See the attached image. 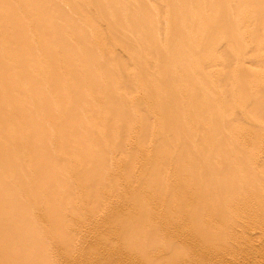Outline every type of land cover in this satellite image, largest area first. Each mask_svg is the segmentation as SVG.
Wrapping results in <instances>:
<instances>
[{
    "label": "bare ground",
    "instance_id": "bare-ground-1",
    "mask_svg": "<svg viewBox=\"0 0 264 264\" xmlns=\"http://www.w3.org/2000/svg\"><path fill=\"white\" fill-rule=\"evenodd\" d=\"M235 1H237L238 4L240 5V7L237 8V11H239L241 14H244L245 17H250L252 14H256L257 18L251 17V18H249V20L246 19V20H244V21H246V23L238 21V24L241 27L238 29L239 36H233L234 40L231 43L233 45H235V47H237L238 49L239 48L243 49L242 44L244 41L245 42L244 48H246V50L251 49L247 54V56H249L248 57L249 61L256 62V64L258 66L264 65V38H263L264 37V22H263V20H264V7L261 5H258L256 3V0H248V1L247 0H235ZM73 4H75V6H82L85 11H83V9L81 7V9L79 11L80 13L79 12L76 13V11L78 10V9L76 10V8H74L75 14H73L72 11H71L72 13L71 12L69 13L68 11H70V8H72L71 10H73V7H72V6H74ZM226 7H227L226 4H223V0H0V119L4 116H5L4 118H6V119L2 118L0 120V129H2V131L0 130V145L7 141L6 139L9 135L12 136L11 137L12 139H14V138L17 139V137L18 136L20 137V135L23 133V131L26 132L25 129H27V132L23 133L20 138L18 137L17 140H13L14 145H13L12 140H10V142L12 144V148L14 151L12 150L11 145H10L11 149L2 147V149L6 150V151L0 150L1 151V153H0V173H1L0 174L1 175L0 176V183L4 184V186L0 189L2 191V192L0 191V195L3 194V195L8 196L6 199H4V201L6 200L5 202L10 201L11 204L16 202L17 209H15L16 205L13 204L14 205L13 209H15V211H13L11 208L9 210L16 212L17 219H18L16 224L13 226V224L16 221V218H15V221L13 220L14 215H13V219H12V221L14 223H11V221H10L11 220L10 218H12V215H10V218L8 215H7L8 217L2 216L3 213H4V215H6L5 212H9L7 207H10L11 205L6 207L7 211L3 209V206H0V208L2 207V209H0L1 210L0 213H2V215L0 216V217H2V218H0V224L3 225L4 223H6L3 221H2L3 224L1 223V220H4V218H5V220H7V224H5L6 226L0 225L1 226L0 227L1 228L0 233L3 231L2 227L6 228L8 226V222H9V226H8L9 229H7L9 233L7 234L6 233L7 230L4 228V231H3L4 235L0 234V235H2L1 239L5 235L8 238V236L11 232L12 233L13 232L14 233L19 232L20 234L18 233L17 235H23L21 233H24L27 237V238L24 237L26 239V242H25V239L23 238V242L26 243L25 245H23V246L14 245L13 244L14 240H15L14 241L15 244H16V240H18V242H19L18 244H20L19 240L22 241V238L17 237V235L15 237L14 233L13 234L11 233L12 236L14 235L13 237H15V239L12 240L13 237L11 236V238H8V239H10V240H8V242L2 243L3 246L6 245V243H7V246L2 247V244H1L2 248L0 247V256L2 255L3 258L5 256L4 261H6V256H7V260H9V261H14L15 258L18 256L20 258L18 259V257H17L16 260L14 261V264H20L18 262H21L20 259H22V261H23V256H24L23 253H25L26 255H25L24 259L26 260V262L28 260L29 261L26 263L24 260L23 264H35L34 262H32L33 260L36 262V264H38L37 261L40 262V260H39L40 258H42V262L43 261L46 262L47 259H44L46 257L49 260V264H52V257H51V260L49 259L51 253L48 255H47V253H45L48 250L49 245L46 246V244H44L45 249H47V250H45L43 248V246H40V245H42L40 242V238H39L40 237L39 233L41 232V230H40V227H39V229H36V227H37V224H38V226L42 225V227H44L43 229L48 230L47 232L50 235L49 229L48 228L45 229L46 226H45V223L43 224V222H42V224H41V222H40V224H39V222L38 223L37 222H30L29 220H27V218L25 219L23 217V216H25L27 211H28V214H29V210L33 209L32 211H30L31 213L34 211V207H31L32 205L34 206V204H35V201L33 198H43V197H41V195H43V196H47V197H44L43 199H45V198L47 199L49 197L48 194H50L51 195V197H49L50 201L53 199L55 201V199H57L55 197L60 196L61 193H62L61 195H63V197H65L64 196L65 194L63 192H65L66 190L70 194H74L72 187H73V189L76 188V190H75V193H76L78 191V188H79V186H77L78 181L76 182V179L74 178V175H75L74 173H76V172H77L76 176L80 175L79 176L80 178L78 180L81 183V185L88 187V188L90 187V185L92 186V182L96 183L97 179H100V181H101L104 177L103 175L106 174V176H107V173H104V174H102V176H99V178L97 177V175H99V174L101 175V172H103L104 170H108V169L111 170L109 165H112L114 161L116 164V165L115 164L114 165L116 167L115 168L112 167L114 170L112 169L111 173L114 171L116 172L118 170V169L116 170V168H118V167L120 168V164L124 165V163H120V161L122 162V157L119 158L116 156V154L120 156L121 155L120 153L122 152V153H124L123 155H125V157H126L128 151L125 153L124 150L133 149V148H131V146H133V145H131L133 143V142H131L132 141L131 139L135 138V137L128 139V142L130 140L131 144H129L127 142L130 145V148L128 147L127 149H124V147H123L124 144L121 145V143H118V144L115 143V144H117V145H115L113 143L115 140H116V142H118V141L122 142V139H123L122 135L124 136V140H125V141L123 140V142H126L127 138H125V137H127L129 135L130 132H128L129 131L128 129L130 127L133 128L132 125L134 127L139 125L138 126L139 127V131H138L139 133L136 131L138 129V127L136 128V130H135V128H133V131L135 130L134 134H136L134 136H137V134H138L137 139L139 140V142H137L138 140L136 141L134 139L135 141L134 140L133 141H134V143L136 142L137 145L134 143L133 144L136 146L139 145L138 146L139 148L143 144L145 145V143L147 141H149L148 139H150L149 136L151 134L156 133L155 135L153 134V136H155V137H153V139L154 138L156 139V137L158 136V139H156L158 141H154L153 139L152 140L157 143V147H156V144L154 147H156V149L158 150L157 158H159V160H157V159L155 160L153 158L155 156H153L152 157L153 163H151V162H148V160H147V159H149V161H151L150 156H148L147 159L145 157H143V158H145V160H147L148 163L144 162V164H141V163H143V160H142V162L140 161L141 163H138V164H140V166L141 165L143 166L146 163L143 170H141L139 168L142 172L144 171L146 173V175L145 174L143 175V173L138 168H136L139 165L136 164V166H134L135 170L136 169L139 170L136 172L137 173L136 176H138V178H140L142 180V182H139L140 184L145 183L147 180H149L150 183H152L154 180V182L152 184H154L155 182L158 183V181H160L161 179L160 180L158 179V181H155V179L159 178V177L160 178L165 177L166 175H168V177H165L167 179H174L176 177V175L181 178L180 175H183V174H180V173H182L183 171L185 172L184 177H186V171L185 170H182V172H180L181 170L179 171V169H181L180 167L183 168L184 163H186L187 165H184L185 168H186V166L188 167V165H189V167H190L189 169H191V167L194 166L193 164H195L197 167L199 166V169H203V170L205 169L204 172L207 171L209 173L208 178L205 175L206 179L203 178V175H201L202 176L201 177L200 175L195 173L196 175L200 176L202 178V180H201V178H196L195 177L196 175L194 174V172L193 173L189 172L187 174L188 175L192 174V176L195 175L194 177L196 178V180L198 182L195 181L194 177H192V176H191L192 178L190 177V179H193V181L190 182L191 186L194 185V184H192V182L197 184V185L195 184V189H196V186L202 187V185H203L204 191H203V189L198 188L199 190L201 189V191H202L201 192L202 198H204L203 192H205V191H207V193H206L207 196L213 195V194H211V193H213L212 192L213 190L211 191V189H212V186H216V189L218 191L216 189H214L215 190L214 192L217 191V192L221 193L220 197L221 198L223 197L222 198L223 200L220 199L219 196H214V199H212L213 196H211V199H208L207 196L205 195V197L208 199V201L211 202V200H212V202H211L212 205H214L215 201L218 203V205H219L220 201H223L224 203H226L225 200H228L229 195H231V193H234L233 189H232V192L228 191V189L230 190L231 188H233L231 186L230 182L232 181L234 183V178L236 181H238L236 179V178H238V176H239L240 180L242 179V177L245 176L244 177L245 179H242L243 182H241V183H245L246 178H247L248 184H249V182L251 184L253 183L252 186H250L251 184L250 185L246 184V186L243 184L246 188L248 187L249 190L251 189L253 191V188H250V187H253V186L257 187V185L259 183L258 181H261L260 178L264 177V176L260 177V176L264 175L262 173V172H264L263 171L264 169H262L264 163H261L262 167L259 164L257 165L258 170H257V168H256V170L257 171L261 170L260 173L258 172L259 174H255L256 173L255 170L253 171L254 174H252L253 173L252 171L251 172L248 171L250 168L247 169L248 168V166H247L248 161L247 162L245 161L246 157H244L245 159L242 157L247 155V154L249 155L251 152H256V151L264 153V148H262L264 146V143H262L264 141V75L259 76L260 80H262L261 81L262 83L261 84L257 83L258 86H255L256 84H254V83L257 80L258 76L255 79L253 77H249V74L247 72L248 69L240 67L241 57H237V59L235 61H233L230 59V56L228 54L229 52H223V48L225 47L223 45V36L226 35V34H224L225 32L223 31V14L225 13L224 11H226ZM77 8H80V7H77ZM82 11L84 13H82ZM256 21H258L257 24L252 26V24ZM92 34L95 37L92 38ZM245 35L248 36V38L246 37L247 38L246 41L244 40ZM94 38H95V40H94ZM78 44H79V46H78ZM235 50H233L232 52H235ZM237 51L238 50H236V52ZM255 51L257 52V54L261 55V57L258 60L253 57V53ZM5 56H11V58L7 60V59H4ZM10 60H12V61L10 62ZM157 68L160 70L159 73H157L158 71L155 70ZM65 71H67L68 75H70V72H71L70 79L65 80L64 77L66 75L63 76ZM154 71H157V72L155 73ZM224 71H225V74H227L226 85H223V72ZM15 72H16V76L14 75ZM72 73H75L76 76L73 77ZM154 73L159 74L158 78L157 77L154 78L153 76H150V75H154ZM39 75H46V78L48 79V85H47L46 89H43L41 87L36 86L34 84L35 82H33V83L30 82L31 80H33V78H37ZM68 78H69V76H68ZM251 83H253L252 86L253 87L255 86V88L250 89V87H249L250 85L248 86V84H251ZM21 90H22V93L17 95L18 92H20ZM72 90L73 91L76 90V92L74 91V93H73ZM70 91H72V92H70ZM230 91H231L230 99L223 106V93L227 94ZM138 92H139V95L143 93V95H144L143 100H142V98H140V100L135 99V97L139 96ZM43 93H46L44 105L48 106L50 104V107L52 108L51 109L50 107H48V110L44 111V117L47 118L48 116H46V115L48 113H52V116H56L57 118H58V116H60V118H58V120L55 117V119H56L55 124H54L53 129H52V134H50L51 139H55V141H58L57 142V144L59 143L58 148H59V146H61V148H59L57 150V154L59 155V159L57 160L58 162L55 161L56 163H53V158L54 159L56 158V154H54L55 155V157H54L53 154L51 153V152H53L51 149H50L51 152H50V150H45V149H44L45 151L41 150L44 152L41 153L42 155L40 157L39 156L37 157V153L34 154L36 152L35 148H38L36 146L39 144L40 141L43 140V139H40L43 137L41 135H39V133H38V130L42 131V130H40L41 129L40 124H42V122L39 121L40 116H41L40 115L41 112H39L38 110H34V111L27 110L25 105H24L25 101H27L31 98L40 96ZM136 94H137V96H136ZM74 99L80 100V101L74 102L75 101ZM234 99L238 100L240 102L241 107H242V108H240L241 114L239 116L234 114V110L237 108ZM71 100H74V101H72L74 103L71 104V102H70ZM98 100L100 103H101V100L104 101L106 106L104 103H102V104L99 103V104L102 106L104 104L105 108L97 105ZM54 102H58V105L55 107V109H54ZM147 102H148V104L150 102V104L152 105L150 108L151 109L150 112L148 110V105L146 108H142V107L146 106L145 104ZM83 105H84V108L82 107ZM97 106H98V108L101 107L102 110L107 109L106 112L107 111L109 112V110H110V113H108V114L105 113L104 110H103V113H105V114H101V117H103V116L105 117L106 114H107V116L109 115L108 118H107V116H106V119L104 117H103V119L99 117L100 116L99 114L102 113V112H100V111H102L101 109L100 110L98 109L99 110V113H98L99 116H97V113H95V112H98ZM109 107L112 109H109ZM79 109H81V110L79 111ZM143 109L147 110L148 112L147 111L144 112ZM10 114H12L13 116L15 115V116H19V117L18 118L16 117L17 118L16 119V118H13V116H11L13 119H16L15 121L12 120L13 121L12 122V121H10V119H11ZM7 117L10 119H8ZM113 117H114V119L116 118V120H114ZM20 118L21 119L24 118V119L21 120ZM155 118L158 119V126L156 123H155L156 125H154V126H156V128L158 127L157 131L153 130V128H154L153 127V124H154L153 120H156ZM52 119H54V117H52ZM59 119H61V121L63 119L65 121V119H66L67 121L66 122L63 121L64 123H61V121ZM109 119H110V121L111 120L112 121L110 122ZM56 121H58V122L56 123ZM115 121H116V124H114ZM59 122L62 124L61 127H59L60 126ZM76 122H78V123L81 122L83 124V126L85 128H87V130L83 126L82 127L85 130H83V128H80L81 123H80V126L79 125L77 126L78 123L76 124ZM109 122L112 125H110ZM65 123L67 124L66 127L68 126L67 128L65 126L63 128V124L65 125ZM103 123L106 125H104ZM86 124H87V126H85ZM135 124H138V125H135ZM29 125L30 126L32 125L30 127L32 129H30V130H28ZM107 125H109L110 127L114 126V127H112L113 130L109 126H108V128H110L111 130L107 129V127H106ZM73 126L78 127L75 130L76 133L74 132L75 136L77 133H79V134H77V136L79 135L78 137L74 136V138H73V134H71ZM101 127H105V129H106V130H104L105 132H102L103 128L101 130ZM88 128L90 130L89 131L90 134L88 132ZM99 128L101 131H99ZM156 128H154V129H156ZM66 129H70V130H66ZM18 130L22 133H18V134L15 133ZM107 130H109V131H107ZM65 131L69 135L66 134ZM84 131H85V133L83 135L82 133ZM106 131L108 133L111 131V134H109L110 137H109V135L108 136L106 135L107 140H106V136L104 135V133L108 134V133H106ZM86 132H88V133H86ZM101 132L104 135L103 137H102V135H99V133H101ZM247 132H248V134H247ZM123 133L126 134L127 136L124 135ZM131 133H130V136H131ZM242 133L246 134L248 136L250 134L252 136L248 142L246 141L247 143L240 142L239 139L235 140L232 138H228V136L233 137L235 134H242ZM14 134H15V137H14ZM86 134L87 135L89 134L88 137L89 136L90 137L89 138L86 137L87 136ZM97 134L99 135V137ZM5 136H7V137L5 138ZM10 136L8 137L9 139H10ZM82 136L84 138L86 137L88 139L87 140H85L86 138L80 139V138H83ZM95 136L99 140H97V139H96L97 141L93 140V139H95L94 138ZM226 136H227L228 140L226 139ZM46 137H47V135H46ZM116 137H117V139H116ZM119 137H121L122 139H119ZM110 138L111 139L115 138V140H110V141H112V142H110L109 141ZM45 140L44 141L47 142V139H45ZM70 140H73L72 142L74 145L72 144V142ZM92 140L95 142H93ZM104 140L111 143V145L108 146L111 149H109L108 147H105L107 142L105 144L103 142ZM152 140L150 139V143L147 142L149 145L148 144H147V146L143 145L144 148L146 147L147 152L150 151L149 146L151 145ZM230 140H233V142ZM237 140H239V141H237ZM44 141H42V143ZM65 141L68 143H65ZM87 141L89 143H87ZM153 141H152V143H153ZM60 142H63L65 146L62 145L63 143H60ZM70 142H71V144H70ZM96 142H97V144H99V146L101 145V142H103V144H105L104 146L102 145L101 151L99 148H97L100 151L99 152L97 150V153L98 152L100 153V155L98 156V154H99L98 153L97 156L101 159H99L96 156V154H94V152L96 153V151H94L96 149ZM110 143H108V144H110ZM127 143L125 144V148L128 146ZM66 144L68 145V147H69V145H72L75 148L73 147V150L71 148L72 146H70L71 149L67 148ZM91 144L95 145L94 146L95 149L92 148V150L94 149L93 151L91 150V146H92ZM112 144L115 145L114 147H117L118 149H119L118 145H121L123 148H120V149H124V150L119 152L120 150L118 151V149L116 148V150L119 152V154H118V152H115L116 154L114 153V156L117 157L116 160H114V161L112 160L114 158V156L113 157L111 156L112 157V159H111L112 163H111L110 158H108L109 159V161H108V159L106 157L110 156L111 153H113L112 152V149H113ZM13 146H16L17 150H18V147H21V149L22 148H24V150L26 149L25 152L29 150V151H31L30 153H33V154H30L29 151L26 152L27 154H30L28 156H29V158H31V160L30 159L26 160V161H30V162H28V164L26 166H28V167L31 166L30 169H32L34 166L35 169L34 168H33L34 170L32 169L33 173H30V170L28 169V167H27V169H28L27 171H29V173L25 170L26 166L24 163H26V162H24V160H21L22 161L21 163L18 162L20 160V158L18 160L15 158V160H14L15 156L12 157V155L13 154L15 155L17 150ZM63 146L65 147V149H63L64 148ZM104 147H105V149H104ZM144 148H141V149L143 150ZM8 149L10 151V152L8 151L9 153L2 154L3 152H7ZM62 149H63V151H66V149H67L69 153L67 151H66L67 154L61 153ZM69 149H70V151H69ZM77 149L79 151H77ZM74 150L77 151L76 152L77 154H78V152L83 153V151H84V153H83L84 155L86 153L85 152L86 150H88L90 152V153L88 152L89 155L86 154L85 157L83 154L79 153L80 155H82L81 156L82 158H79V155H77V157L79 159H81L79 163H82L84 158L87 159V160L85 159L84 164H80L81 167H78L77 162L79 160L75 161L76 163L74 161H72L71 157H73V156H71V155H73V154H74V156L76 155ZM109 150L111 151V153L109 152ZM133 150H132L133 152H131V150L129 151L130 153L128 154L127 159H125V157L122 155L125 159V160L124 159L123 160L124 161L127 160L126 165H127V163L129 164L130 161H131L130 163H132L134 161L132 159H135V157L137 159V156L139 155V154H137V156H135L134 153L136 151L138 152L140 150H136V149H133ZM144 150L141 153H143ZM155 150H153V151L151 150L152 152H150V153L154 152V155H155V153H156ZM172 150H174L175 152H178V154H176L177 157L175 156V152ZM71 151H73V152H71ZM91 151L93 153H91ZM169 151H172L174 155L170 154L171 152H169ZM147 152H146V157H147ZM167 152H169V153H167ZM179 152H180V154H179ZM70 153H71V155H69ZM106 153L107 154L110 153V154L107 155ZM131 153H132V155H131ZM165 153L170 154V155H166ZM65 154H66V156H65ZM92 154H94V155L91 156ZM143 154H145V152ZM237 154H242V157H241L242 159L240 158L239 164L237 165L235 172L237 173L238 170H241L244 175L241 174L242 172H240V171H239L240 173L239 172L237 173L238 175L235 174V177L233 176L234 171L233 172L230 171V173H229L230 175L226 174L227 175L226 178H225L226 175H224V179H226V180L228 178H230L231 172L233 174L232 176L234 177V178L233 177L231 178L232 180H230V179L227 180V182L230 180V182H229L230 188L228 187L229 184H226V186L228 187V189H227V187L224 184V179H223V159H225L226 157L227 158H230L232 156L234 157ZM243 154H245V155H243ZM31 155H36V158H34L35 156L32 157ZM62 155L64 156V159H65V157H69V158H66L65 160H67V159L70 160V158H71V160H70L71 163L74 162L75 165L76 164L77 165L72 166L71 163L69 162V160L63 162L64 159H63ZM141 155L142 154H140V156ZM9 156L12 157L13 159L10 158ZM140 156H138L139 157L138 159L141 160ZM77 157L75 156V159H78ZM89 157H90V160H89L90 162H91V158L92 159H96V158L99 159V160L96 159L97 162L93 161L94 167L95 166L97 167V165L101 164L100 162L103 161V159H102L103 157H104V159H107L105 161H108L107 162L108 164L111 163L109 165H106V162L103 161L102 163L103 164L105 163L104 165L107 168H105V166L103 167V164H101L102 168L100 166H98L97 168L95 167L97 170H94L95 172L93 171L94 172L93 176L90 173V175L92 176V177L90 176L91 179H94L93 181L92 180L90 181L88 179V177L87 178L83 177L84 175L86 176L85 169L90 165V164H88V166H87L88 162H86V161H88ZM93 157H95V158H93ZM162 157H164L165 159ZM178 157H180L183 161V162L181 161L183 163V165L179 161L180 167L178 165H177L178 167H176L177 169L179 168L178 169L179 175L175 174L176 168H174L172 170L175 173L172 171L173 175L170 176L169 173H172V172H170V171L166 172V168H165L164 164L166 165L168 163V164H170L169 166L172 167V164H177ZM198 157H199V162L201 159H203L204 161L207 162V163L206 162L202 163L203 165H205V163L208 165L207 170H206L207 165L205 167L203 165H201L202 160L200 162L201 166L199 164H197V163H199L198 159H197ZM118 158L120 159V161L118 162V164L120 163L119 166H117V161L119 160ZM180 158H179V160H181ZM75 159H73V160H75ZM136 159H135V161H137ZM162 159L164 161H162ZM175 160H177V161H175ZM196 160H197V163H195ZM15 161L18 162V164L21 167L18 169V171L21 169L20 171L21 172L24 171V172H22V173L17 172L18 164ZM12 162H13V167H14L12 169L16 168V170H15L16 172L10 171L12 169H9V166H11ZM68 162H69V164H68ZM85 162H86V165H85ZM262 162H263V159H262ZM21 164L24 165V167L21 166ZM83 165H85V167H86L85 169L82 167ZM126 165H125V167L127 169L123 168V169H125V170H123L120 168V171L123 170L124 174H123V176H121V174L119 173L120 179H118V180H122L121 178L122 177L124 178V175H125L124 180L125 179H127V180L129 179L130 181L132 180L131 181V184L133 185V188L131 190V192H132L134 188H137L136 185L137 184L139 185V183L137 181H136L137 184L135 183V185H134V183H133V182H135L134 180H136L135 179L136 176H133L134 178L132 177V175H133V174H131V170H132L131 165L132 164L129 165L130 167L126 166ZM174 166H176V165H174ZM245 166H247V167H245ZM92 167L93 166L91 165V169H90V166H89L90 170L88 168H87V170L91 171ZM99 167L101 170L103 169V171H101L99 169ZM121 167H122V165H121ZM6 168L10 172H12V173L14 172L13 174L15 175V179H17L16 185H18L19 181L21 182L22 180H23L22 184L25 182V185H26L27 184L26 181L28 179L30 180V181L28 180L30 183L27 184L26 188H25V185L23 184L24 188L26 189V192L24 191L23 187H21L23 189L20 188L21 183L19 184L20 186L18 185L19 187H17V188L21 189V191L23 190V195H24V192H25V196L27 194H29L27 197L30 196V198L34 204L31 203V200H29L31 205L28 203L29 202L28 200H26L27 202H24L25 199H23L21 194H20V196L15 195V193H12L15 196L9 195L11 191L8 188V183L11 182L10 179H12V180L14 179V176H13V178L9 177L10 179H9V182L7 183L9 174L6 176V172L7 173H10V172L6 171L7 170ZM193 168H195L196 171H195V169L194 170L192 169V170L197 172L198 168H196L195 166ZM98 169L100 170V172L98 171ZM126 170L127 171L130 170V172H129L130 175L125 173V172H127ZM135 170L133 172L134 175L136 174ZM147 171L149 172V174L151 176L150 175H149V177L147 176L148 175ZM198 171L200 172V170H198ZM96 172H98L99 174L97 173L95 175ZM117 172H119V171H117ZM138 172H141L142 175L141 176L138 175ZM160 172H164V174H165V172L166 173L169 172V173L162 176V174H160ZM12 173L10 176H12ZM15 173H18V174L16 175ZM157 173H158V175H156ZM153 174L156 176L154 177ZM67 175H68V178H67ZM70 175L73 176L71 178V181H69ZM94 175L97 178L96 181H95ZM114 175H118V173L117 174L115 173ZM257 175H260V176L257 177ZM144 176H146V177H144ZM100 177H102V179ZM111 177H114V176L111 175ZM111 177L109 178V180H107L106 179L107 177H105L106 180H104V182L102 180L101 182H98V183H102V186L104 188V184L107 181L108 182L111 181L110 180V179H112ZM118 177H116V178H118ZM129 177L132 179H130ZM141 177L142 178L144 177V178L142 179ZM147 177L152 178V180L148 179ZM179 177H177V178H179ZM187 177L189 179V176H187ZM63 178L65 180L67 179V182L66 181L64 182V180H62ZM76 178H78V177H76ZM116 178H115V180H116ZM145 178H147V180ZM153 178H155V179H153ZM165 178H164V181L166 180ZM182 178H183V176H182ZM47 179H50V180H58L59 179V181L62 180L64 183H61L62 182L61 181L60 185H56L57 183L54 182L55 186H51L53 184V182H52V184L49 183V184H51L50 186L48 184L47 187H49V188H47L46 186L42 185L44 183L43 181L47 180ZM72 179L75 180L76 184L74 183V181ZM87 179H88V181H87ZM183 179H185V178H183ZM199 179L202 181V183H203L202 185L199 184V183H201V181ZM115 180H112L113 181L112 183L109 182L110 184L107 183L109 186H106V184H105V188H104L105 191L104 192H105V194L107 193V196H108V193H110L113 190V189L111 190V188H113V187H110L111 185H113V186L115 185L114 187L116 189H114L113 191H117V188L119 186H121L119 184H121L122 181L117 180L118 182H121V183H117V181H116L115 182L116 184H115L114 183ZM209 180L212 181L213 184H211V182ZM35 181L40 182V183H38V185L41 184L40 187L38 185H36ZM72 181L76 186H69L70 184L72 185V183H71ZM166 181L165 182L162 181L163 183L161 182L162 186L164 185L163 188H161L162 187V186H160L161 184H159V187H158V184L155 183V185H157V187H156L157 189H155V193L158 194V192H156V191L159 190L160 194L163 193V195L166 196V194H164V192H166L164 188L167 187V185H170V184L174 185L175 184V181H174V183H169V184H167ZM178 181H179V179H178ZM178 181H176V182H178ZM185 181L186 180H184L182 182L183 183L182 186L185 185L184 184ZM205 181L210 182V183L208 184L206 182L207 184L204 185ZM31 182H33L35 184L34 185L32 183V185H34L33 186L34 189L30 186ZM82 182H84V184ZM86 182L90 183V185L87 184ZM125 182L128 185L130 184L127 181H125ZM227 182H225V183H227ZM80 183H79V185H80ZM98 183H96V185H98V186H96V185H95L96 187L92 186V187L96 188V192L94 191L95 190L94 188L92 189L90 187V189H89V190L92 189V192L94 191L95 194L92 193L94 196H92V194L90 193V194L85 195L84 198L89 197V199H90V197L92 196L93 198H91V199L94 200L97 198V196L100 195V198L98 197L97 200L92 201V202L95 203L97 201V203H95V205L98 204L99 208H101L100 206L102 205L101 210H103V212L106 214V213H108V210L106 209L107 211L105 212L104 209L106 208V206H108V208L112 207L113 204H111V202L113 199L110 197L112 199V200L110 199V201H111L109 203V204H111L110 207H109V205L105 206L102 204L104 200L102 201L100 199H101V197H104L106 195L103 196L104 192L103 193L101 192L102 195L98 194L99 192L97 193V189H99V188L101 189V187H102L101 184H98ZM123 183H124V181H123ZM123 183H122V185L124 186L125 184H123ZM214 183H215V185H214ZM233 183H232V185H235ZM254 183L255 184L257 183V184L255 185ZM261 183H262V181H261ZM261 183H259V186ZM44 184L46 185V183H44ZM63 184H66V185H63ZM86 184L88 186H86ZM117 184L119 185L118 187H116ZM176 184L175 185L177 187L179 183H176ZM222 184H223V188L225 187L227 189V192H229V195L226 192L225 188L224 189L222 188V189L227 194H225V192L223 190H221L220 186ZM93 185H94V183H93ZM132 185H130V186L132 187ZM147 185H148V183L146 184V187L148 190H146V187H144V190H145V192L147 191L146 195L148 196L149 195L148 192H150L149 189L151 190L153 185H151L152 187L150 185L149 186H147ZM155 185H154V188H155ZM207 185H208V187L210 185L211 186H210V189L207 188V190H206L204 187L205 186L207 187ZM35 186H37V188H35ZM83 186H81V189ZM123 186H121L120 188L122 189ZM127 186L126 185L124 186L125 189L123 188V191L124 190L125 191L122 193L126 192L125 194L128 193L131 195L135 191L137 193V190H135V189H134L135 191H133L132 193H129L128 191L131 189V187L130 186L127 187ZM139 186L140 187L138 188V192H141L143 190V188H142L143 185H142V187H141V185H139ZM144 186H145V184H144ZM27 187H30L33 190H31ZM85 187H83V188H85ZM97 187H99V188H97ZM184 187H186V186H184ZM192 187L194 188V186H192ZM70 188H71V190H69ZM106 188H107V191L109 189L111 191L109 190L110 192H107ZM120 188H118V189L120 190ZM140 188L142 189L141 191H140ZM154 188H152V189L154 190ZM158 188H160L162 191L164 190V192H162ZM169 188L171 189V191H169L171 193L173 191L172 186ZM178 188H179V186H178ZM180 188L177 191L179 192V190H180V192L182 193L183 187L181 189ZM81 189H80V191H81L80 193L77 192L80 196H78V194H76V196L84 199ZM127 189H129V190H127ZM198 189H196V190L193 189V192L196 191V192H194V195L197 194L196 197H198L200 199L199 196H201V195H199L200 192L198 191ZM259 189H260V187H258V189H255V191L257 192ZM86 190H88V189H86ZM188 190L189 189L187 188V191ZM208 190H210L211 193L208 192ZM28 191H31V193H29ZM57 191L61 192V193H57ZM113 191H112V193H113ZM184 191H186V189ZM19 192H20V190H19ZM68 192H65V193L67 194ZM84 192L86 194V193H89L90 191L89 192L84 191ZM118 192H120V191H118ZM118 192H114L115 193V194L113 193L114 195H111V194L110 195L112 197H114L115 195L118 197V195L116 194ZM241 192L243 193L244 191H241ZM256 192H254V194H253L254 196L257 195V194H255ZM81 193H82V196H81ZM96 193H97V196H95ZM152 193H154V192H152ZM170 193L169 194L167 193V195L169 196V199L171 200L173 198L174 193L173 194L171 193L172 196L170 195ZM181 193L179 195H181ZM192 193L190 194L191 196L193 195ZM223 193L225 195H223ZM248 193H249V191H248ZM34 194H36L38 196L36 197V195H34ZM45 194H47V195H45ZM125 194H122V195L125 196ZM143 194H145V193L143 192ZM122 195L119 194V197H121ZM133 195H135V194L133 193ZM139 195H142V194H139ZM139 195L136 194V196L134 197V199L136 200L134 206L137 203V205L135 206L136 208L137 207H140V209L144 208L142 211L139 210L141 213L138 211L140 214H142V216H146L144 214H146V210H148V209H149L148 210L149 212H147V213H150L148 215H151V213L153 212L151 210L153 208L155 210L156 207L152 206L153 208L150 209L149 207L152 205V202H151L149 207L146 209V207H147L146 205H148L149 203L147 204V199H146V202L144 200L140 203V201L142 200L143 197L140 196V197H142V198H140ZM163 195L162 196L159 195L161 197L160 198L161 201L163 199ZM186 195H189V194H186ZM234 195H236V194H234ZM242 195L240 197H242ZM10 196L12 197V199H9V198H11ZM74 196L75 195H73V197ZM154 196L155 195L153 194L152 197H154ZM168 196H166V198H167V199L165 198L166 200H168ZM226 196H228L227 197L228 199L225 198ZM245 196L247 197L246 194H245ZM258 196H260V195H258ZM129 197L130 196L128 195L127 198H129ZM136 197H139V198H136ZM149 197H148V199H149ZM183 197L184 196H182L181 198L184 199ZM216 197H217V199L219 198V201L216 199ZM232 197L233 196L230 197V200L232 199ZM130 198H129L130 200H133V196ZM158 198H157V200H158ZM185 198H187V197H185ZM206 198H204V199H206ZM49 199L46 200V202L48 204H46V202H45L46 211L49 210L48 205H50V203H51V202L50 203L48 202ZM89 199H87L88 200L87 202L89 204L90 203L92 204L91 199H90V201H89ZM104 199H106V198H104ZM139 199H140V201H139ZM143 199H145V198H143ZM165 199H163V200H165ZM177 199H179V198H177ZM191 199H193V197H191ZM199 199L197 200L199 202V204H198L199 208L195 207L198 211L200 208H202V206H200V203H202L204 201V199H203V201H201L202 199L201 200H199ZM240 199H242V198H240ZM245 199H247V198H245ZM11 200H14V201H11ZM35 200H39V199H35ZM117 200H118V198H117ZM123 200L125 202V199H123ZM130 200L126 199V201H129V202H130ZM151 200L154 201V205H155L157 200L155 199L156 200L155 201L153 198H151ZM170 200L168 202L165 201V204L167 205V206H165V209L167 211H171L170 207L172 209H174L175 207H177L176 205H178L176 203H175L176 205H174V203ZM187 200H188V198H187ZM213 200H214V202H213ZM63 201L65 202L64 199H63ZM70 201L71 202L67 201V203L69 202L71 207H72V205H74L72 208L73 210L71 209L70 205L69 206H68V204L66 205V202L64 203V205L68 206V208L70 207L69 210H71L72 213H77V211L75 209H78L77 208L78 204L76 205V203H73L74 201L72 202V199H70ZM85 201H86V199H85ZM137 201L142 205L138 204ZM158 201H160V200H158ZM161 201L159 203L157 202L158 207L163 206V203ZM173 201H176V199ZM181 201H183V200L176 201V202L181 203ZM192 201H196V200L194 199ZM197 201L193 202V203L189 202V200H188V202H184L185 204L189 203L188 205L192 204L188 208V210H190V214H188L189 211H188V213H186V210L184 209L185 214L190 215V217H187V216L186 217L190 218V220L192 219L191 220L192 223H194V220H195V222L198 221V223H200L201 222L200 219L202 218L201 217L202 215L200 216L201 218H197V216H195L196 212L198 215L201 214V212H202L201 209H200L201 212L199 211V213H198V211L196 209H193V207H192V206H196V204H194V203H198ZM205 201H207V200H205ZM233 201L235 202L234 199H233ZM233 201H231L230 203L232 204ZM253 201H251L252 204H253ZM37 202H39V201H37ZM98 202H101V203H98ZM124 202L122 203L123 207H124L125 203L129 204V205L127 204V207L130 206L129 202H125V203ZM133 202H134V200H133ZM148 202H149V200H148ZM169 202H170V204H168ZM223 202H221V205L224 204ZM39 203L40 204H38V203L37 204H38V206L41 207L42 203L41 202H39ZM217 203H215L216 205L212 207L213 210L217 209L214 212L215 214L212 213L213 211H209V210H212L211 209L212 205L209 206L210 204H208V206H207L206 205L207 203L205 204L207 206V208L209 209L208 211L211 212L213 214V216H215L219 213V208H222V210L221 209L220 210L222 212H225V210H226L225 208H227L229 206V205L224 204L225 205V208H224V207L217 206ZM37 204L35 205V207H36L35 211L36 212H37V209L39 210V208H40V207L37 208ZM131 204L133 205L132 201H131ZM144 204H146V205H144ZM159 204H161V205L159 206ZM181 204L178 205L179 207L177 209L183 208L185 206V204H184V206L181 207L180 206ZM43 205H44V203H43ZM59 205L61 207V204H59ZM59 205H55V206L59 207ZM117 205H119V203ZM169 205H171V206L168 207ZM188 205H186V206H188ZM201 205H203V204H201ZM55 206L52 205V207H55ZM103 206H105V208H103ZM113 206H115V205H113ZM141 206H143V207L141 208ZM172 206L173 207L175 206V207L173 208ZM236 206H238V205H236ZM52 207L50 208V210L53 211V214H54V212H57L61 209V208L59 209L58 207H56L59 209V210L57 209V211H56V209H54ZM158 207L155 210L156 212L158 210ZM161 207H160V209H161ZM230 207H231V205H230ZM245 207H247V206H245ZM250 207H252V206H250ZM261 207H262V205H261ZM45 208H42V210H44ZM95 208L97 209V207L94 206V212L96 211ZM125 208H123V210ZM128 208L132 209L131 207H128ZM203 208L205 209L204 205H203ZM203 208H202V210H204ZM228 208H227V210H228ZM114 209H115V207H114ZM130 209L127 210L128 212L125 209V211L127 212V218H125V219L126 220L128 219L127 221H130L129 223L132 225H130L127 221L122 220L123 218H121L122 223H121V220L118 221V223H116V221H115V225L120 223L123 225V228L125 226L124 224H126V223H128L130 225L129 226L130 228L128 227L129 230L131 229L129 231V234H128V229H125L128 226V225H126L124 229L122 228L123 231L119 230L121 233L120 236H122V239H123V233H125L124 238L126 237L125 239L129 240V241H126V243L127 244L128 243L134 244V246H133V244L127 245L129 250L131 249V252H133V250L135 252V251H138V249H139V255H141L140 257L144 256L142 258V263H141V261L139 262V260L141 258L138 260V258L136 257V255L138 253L137 252L135 254L133 253L132 256L137 258L136 260H138L139 264L140 263L143 264L145 262H146V264L147 263L151 264L152 262H153L152 264H156V263L158 264L161 259H159V261L158 260L156 261L155 259H153L154 258L153 257L152 259L156 261V263H155V261H153L150 257H149L150 258L149 259V258H145V256H146V253L149 251V249L150 250L154 249L153 246L155 247V245L157 243L155 240L153 241V242H155V244H154L151 239H147L149 237L147 235L151 236L152 231H153L154 235H156L159 232L156 230L157 229L156 225H158L160 223L159 222L160 219H158L159 223L155 222L154 219L151 220V221L155 222V225H154V226H156L155 229H154V226L152 225V224H154V222H152L151 228H148L150 226L147 227V223L145 221H148L149 219L147 220V218H149L150 216H147V218L142 217L145 220L142 223L141 220H143V219L141 218V216L139 217L140 214L137 215L136 219L139 220L141 218L140 219V221L142 223L141 224V223H139L140 221H136V219L134 217L138 213L136 212V214L134 216H132L133 214L130 213L131 219L134 217V219L136 221L134 224L133 221L128 218L129 212H131ZM177 209L175 208L176 211H177ZM223 209H224V211H223ZM233 209H236V208L234 207ZM2 210H4L5 212H2ZM110 210H111V208H110ZM117 210H118V208H117ZM123 210L121 211V213L123 212ZM137 210H134V211H137ZM181 210L183 211V209H181ZM181 210H178V211H181ZM193 210L195 213H192ZM244 210L246 211V209L242 208V211H244ZM73 211H75V212H73ZM125 211H124V214L126 213ZM132 211H133V209H132ZM217 211H218V213H216ZM13 212H11V214ZM36 212L34 213L35 215H33V213H32V214H29L26 216H28V217L30 216V218L32 216H33V218L37 216V218H39L38 214H36ZM40 212H41V210H40ZM43 212H45V211H42L41 213L43 215L46 214L45 216H47L48 212H46V213H43ZM222 212H221V214H222ZM38 213H39V211H38ZM41 213H39V215ZM116 213H118V212L116 211ZM168 213L170 214V212H167V214ZM240 213H239V215H244L242 212H240ZM251 213H252V211H251ZM7 214H10V213H7ZM53 214L50 215V213H49L48 215L50 217H52ZM105 214H103V217ZM157 214L158 213H156L155 215H151L152 218H154L153 216L158 218ZM191 214L194 217H196L197 219L193 218V216H191ZM219 214H218V217H219ZM221 214H220L221 219L219 218V220H222V221H224L223 218L225 217V215L227 216V218H228V216H230L225 212V215L222 218L223 215H221ZM55 215L57 216V213H55L53 215V217L56 218ZM77 215H83V213H80ZM108 215L110 216V212L108 213ZM170 215L171 216H174V215L177 216L176 214L172 215V212ZM40 216H42V215H40ZM45 216H43V217L45 218ZM49 216H47L46 219H48ZM118 216L123 217L120 214ZM15 217H16V215H15ZM178 217L180 218V216H178ZM181 217L183 218L184 216L181 215ZM7 218H9L10 220H8ZM57 218H59L58 219L59 222H58ZM57 218L54 220H52L50 218L51 221L54 222L55 224L52 223V225H48L51 227L53 226L52 228H57V230L52 229L53 231H55V233L57 231L58 232L62 231V229L65 226H67L66 221H64V219H62L61 216L58 215ZM60 218H61V220H60ZM95 218L96 217H94L92 219L93 222L96 221V220H94ZM105 218H106V216H105ZM166 218L169 219V216L165 217V220H166ZM50 219H48V220H50ZM101 220H103V219H101ZM161 220H164V219L161 218ZM169 220H171V223L173 225L175 224L174 219H173V222H172V219H169ZM175 220H176V218H175ZM179 220L180 219H178V221ZM183 220L181 222H184ZM199 220H200V222H199ZM214 220H215V218H214ZM31 221H33V220H31ZM51 221H46V222H50V224H51ZM105 221H107V220H105ZM105 221H100V223H102V222L105 223ZM225 221H228V219ZM225 221H224V223H225ZM62 222L66 223V224H63ZM84 222H86V221H84ZM93 222H89V223H91V225L93 226V224H92ZM137 222H138V224H137ZM163 222L164 221H162V224H163ZM166 222L168 224L170 221H166ZM189 222L190 221L188 220V223ZM217 222H218V220H217ZM10 223L12 224V226H13L12 229L14 231L12 229H10L11 228ZM94 223H96V222H94ZM144 223L146 224V225H144L145 227L143 226L144 228L147 227L149 230H152L151 232H149V231L147 232L146 229H144V232L145 233L147 232L145 235V236H147V238H145V236H144V238L146 240H150L149 246H148V241L146 242L145 239H143V241L147 243L146 244L147 246L146 245L142 246V244L140 246H138V243L140 242L139 233H140V235H143V234L141 233L142 231L141 232L138 231L139 233L136 232V233H138V235H134V236H139V238H138L139 240L137 241V237L134 238L132 235L133 232H135V229L133 227L141 226ZM156 223H158V224H156ZM198 223H197V225L202 224V223H200V224H198ZM212 223L215 224L214 222H212ZM212 223H209L210 227L207 226L209 228L200 226L201 230L199 229V227L197 225L195 227L196 223H194L193 225H191L192 227H190L191 229L194 228L193 230L198 228L199 231L195 230L194 234L196 232H198V233H196L198 235V237L201 236V239L202 238L203 239L201 240L200 237L199 238L195 237L196 235L194 236L195 238L194 237L193 238L194 239L198 238V239H200L201 242L204 241V243L206 242L205 244L207 247L202 242L203 248H205V247L208 248V244L210 245L211 241H209L207 239L210 237L211 234L215 233V229L211 230V224ZM218 223H220V222H218ZM60 224H62V225H60ZM83 224L84 223H82V225ZM109 224L111 226L110 222L108 223V226H109ZM139 224H141V225H139ZM169 224H168V226H169ZM172 224H171V226H172ZM226 224H227V222H226ZM99 225L101 226L102 224H99ZM122 225H120V226H122ZM148 225H150V224L148 223ZM161 225H159V227L163 226L165 228L164 224L162 226ZM62 226H63V228H62ZM84 226H85V224H84ZM103 226H105V225H103ZM120 226L118 228H120ZM218 226H219V224L216 226V229L218 228ZM226 226L229 227L228 224ZM59 227H60V230H58ZM152 227H153V229H152ZM203 228L209 229V231L208 230L203 231ZM213 228H215V227L213 226L212 229ZM15 229L18 231H16ZM34 229L38 230L39 233L37 231H35ZM86 229H83L82 232H84V230L86 231ZM99 229L100 228L98 227V230ZM163 229L161 228L160 230H163ZM173 229H175V226H173ZM181 229H183V228H181ZM219 229H220L219 233H222L224 231V229L222 230L220 227H219ZM19 230H21V231H19ZM63 230H65V228ZM90 230L91 229H88L87 232H89ZM98 230H96V231L94 230V233L92 232L93 236H91L90 234L89 235L91 237H94V234L96 233V236H97ZM100 230H102V228ZM124 230H126V231L124 232ZM132 230H134V231H132ZM210 230H211V232H210ZM32 231H34V232H32ZM53 231H51L52 232L51 235L54 234ZM154 231L155 232L157 231V233H155ZM174 231L175 232H172L173 234L176 233L178 230H174ZM35 232H37L38 234ZM82 232H81V234L83 235L84 233H82ZM87 232H85V235ZM130 232H132V234ZM178 232L180 233V231H178ZM207 232H208V234H210V233L211 234L208 236V235H206ZM42 233H43V231L40 234H42ZM62 233H63V231H62ZM163 233H164V231H163ZM217 233H215V234L219 237L220 234H217ZM58 234H60V232L54 234V238H56L58 236ZM99 234H98V238L100 237ZM202 234L205 235V237L202 236ZM43 235H42V237H43ZM68 235L69 234L64 235L65 238H67L66 236H68ZM130 235L133 238H131ZM158 235H161V234L158 233ZM191 235H189V236H191ZM50 236H48V237H50ZM86 236L88 237V233ZM211 236H213V235H211ZM217 236L215 237L216 239L218 238ZM68 237L70 238V236H68ZM91 237H89V238H91ZM101 237H102V239L97 240L98 243H99V241L100 242L103 241V236H101ZM223 237L225 239V236H223ZM83 238H84V235H83ZM96 238H94V239H96ZM191 238H189V239L191 240V242H193L192 244H195ZM215 238L210 237L209 239H211L213 241V239H215ZM221 238H222V234L220 235V239H218V241H220ZM44 239H46L45 235H44ZM51 239H50V241L53 240V239L52 240ZM62 239L67 240V239H64V237H62ZM62 239L59 238V240H62ZM91 239H93V238H91ZM117 239H120V238L118 237ZM125 239L123 240L122 243L125 242ZM230 239H231V236H230ZM3 240L5 241L6 237H3ZM3 240H0V241H3ZM11 240H12V242H11L12 244L9 243V241H11ZM84 240H85V238H84ZM205 240L209 241L208 244H207V241H205ZM45 241H48V244H49L48 239ZM106 241L111 243V241H109V239L107 240V238H105V242ZM135 241L137 242V246H138V249L135 248L136 250L134 249V247L136 245ZM143 241H141V243L144 244ZM23 242H21V245L24 244ZM80 242H81V240H80ZM167 242L168 241H166V243L163 245H162V243H160V244L162 245V248L165 249V251H169V252H167L168 257H167L166 253H165L166 256H163V253H162V255H161L162 257L159 255H157V257H160L163 259H164V257L165 258L167 257V261L170 259L171 261L170 260L169 261L171 262V264H175L176 260L174 261V259H177L176 256L180 252L173 251V250H166V248L170 249V247L172 246L171 242H168V245L170 243L171 246L170 245L166 246ZM195 242H198L197 244L198 245L200 244V246H201V243H199V240H197ZM8 243L10 244L9 246H8ZM43 243H46V242H43ZM83 243L85 245L84 241H83ZM163 243H164V241H163ZM213 243H215V242H213ZM218 243L220 244V242H218ZM103 244L105 245L106 243H103ZM151 244H152V247H151ZM130 245L133 248H130L131 247ZM95 246H93V247L95 248ZM103 246L101 245V247H103ZM124 246H122L123 250H124ZM127 246H125V247L127 248ZM163 246H165L166 248ZM200 246H199V249H200ZM40 247H42V249H44V250H42V249L40 250ZM83 247H86V246H83ZM87 247H88V244H87ZM104 247L106 248L107 246H104ZM109 247L110 246H108V248H106L107 252H109V251L111 252ZM144 247L145 248L147 247L146 248L148 250L147 252H146V249ZM218 247L216 249H218ZM103 248L101 250H103ZM105 248H104V250H105ZM195 248H198V246L197 247L195 246L194 249ZM206 248L204 249V252H205ZM120 249H121V247H120ZM164 249H162V250H164ZM94 250L93 251L87 250L88 252H85L83 250L85 253L82 250H79V251L83 252V254H82L83 256L86 253L93 252V253L100 254L99 257H101L102 254L100 252H102V251L96 250L97 251L96 252ZM104 250H103V252H104ZM129 250H128V254L130 253ZM140 250H142V251H140ZM207 250H209V248ZM38 251H39V254H37ZM41 251H45V252H41ZM170 251H173V253L171 255L172 257H173V255L176 254L174 256L175 258L173 260H172V257L169 256ZM222 251H223V249H222ZM2 252H3V254H2ZM4 252H6L5 255H4ZM107 252H106V254H107ZM142 252H145L144 253L145 255ZM235 252H236V250H235ZM15 253H18L19 255L21 254L23 256L21 257V255L19 256L17 254H16L17 255L16 256ZM153 253H155V251ZM209 253L211 254V252L209 251L207 253V255ZM7 254H10V255L12 254L13 256H16V257L12 256V258H11V256L9 255L10 257H8ZM34 254H35V257L37 256L36 260L38 258L37 261L35 260V257H33ZM44 254L46 255V257L44 256ZM119 254L121 255L122 252L121 253L119 252ZM123 254H125V252ZM128 254H125V255L128 256ZM131 254L132 253H130V255ZM157 254H159L158 251H157ZM160 254H161V252H160ZM39 255H42L44 257L39 256ZM104 255H105V253H104ZM139 255H137V256L139 257ZM148 255H150V254H148ZM26 256L27 257L29 256L28 260L26 259ZM88 256H89V254H88ZM92 256H94V255H92V253H91V258L89 257L90 258L89 260L93 264L94 262L92 260L96 256L95 257H92ZM106 256L107 255L104 256V260H105ZM108 256L110 257L111 255H109V253H108ZM215 256H216V254H215ZM1 257H0V259H1L0 264H2V262H3V260H2L3 258H1ZM134 257H132V258H134ZM157 257L155 256V258H157ZM29 258H31V259H29ZM32 258H33V260H32ZM81 258H83V257H81ZM96 258L99 259L98 256ZM96 258L94 259L95 261H96ZM182 258L183 257H181V259ZM219 258H220V256H219ZM144 259H147L149 261L147 262V260H146L144 262L143 261ZM30 260H32V261H30ZM102 260H103V257H102ZM136 260H135V262H136ZM130 261L128 263L132 264ZM165 261H166V259H165ZM172 261H174V262H172ZM6 262H7V264L8 263L10 264V262H8V261H6ZM100 262H99V264L103 263V262H101V263ZM135 262H133V263H135ZM189 262H188V264H189ZM3 264H5V262ZM39 264H41V262Z\"/></svg>",
    "mask_w": 264,
    "mask_h": 264
},
{
    "label": "rangeland",
    "instance_id": "rangeland-1",
    "mask_svg": "<svg viewBox=\"0 0 264 264\" xmlns=\"http://www.w3.org/2000/svg\"><path fill=\"white\" fill-rule=\"evenodd\" d=\"M247 1H248V0H247ZM256 3H257L258 5H261V6L264 7V0H256ZM223 4H226V6H227V7H226V11H224L225 13L223 14V31L225 32L224 34H226L225 36H223V45L225 46V47L223 48V52H229L228 54H229V56H230V59L233 60V61H235V60L237 59V57H241V64H240V67L248 69L247 72H248V74H249V77H253V78L255 79L257 76L259 77V76H261V75H264V65H260V66H258V65L256 64V62H253V61L251 62V61H249V59H248L249 56H247V54H248V52H249L251 49H247V50H246V48H244V46H245V42H244V41H243V44H242V48H243V49H240V48L238 49L237 47H235V45H233V44L231 43V42L234 40L233 36H239L238 29L241 28V27L239 26L238 21H241V22L246 23V21H244V20H246V19L249 20V18H251V17H254V18L256 17V18H257L256 14H252L250 17H245L244 14H241L239 11H237V8L240 7V5H239L238 2L235 1V0H223ZM73 5H74V6H72V7H73V10H71L72 8H70V11H68V12L70 13V12L72 11L73 14H75V13H74V12H75L74 8H76V10L78 9V10L76 11V13H78V12L80 11V9H81L82 6H75V4H73ZM77 7H80V8H77ZM82 9H83V11H85L83 7H82ZM83 11H82V13H84ZM72 12H71V13H72ZM79 13H80V12H79ZM85 13H86V12H85ZM86 14H87V13H86ZM248 20H247V21H248ZM257 22H258V21L254 22V23L252 24V26H253V25H256ZM263 22H264V20H263ZM93 37H95V36H93V34H92V38H93ZM246 37L248 38V36H247V35L244 36V40H245V41L247 40ZM263 38H264V37H263ZM94 40H95V38H94ZM242 40H243V39H242ZM78 46H79V44H78ZM235 49L238 50V51L236 52ZM233 50H235V52H232ZM253 57L256 58V59L258 60V59L261 57V55L257 54V52L255 51V52L253 53ZM10 58H11V56H5V57H4V59H7V60L10 59ZM11 61H12V60H10V62H11ZM155 70L158 71V72H157V71H154L155 73H156V72L159 73V71H160L158 68L155 69ZM68 72H69V71H68ZM155 73H154V75H150V76H153L154 78H156V77L158 78L159 74H155ZM72 74H73V75H72L73 77L76 76L75 73H72ZM14 75L16 76V72L14 73ZM65 75H66V76L68 75L67 71L64 72L63 76H65ZM70 75H71V72H70ZM70 75H68L69 78H68V76H67V77L65 76V77H64L65 80H66V79H70ZM72 76H71V77H72ZM258 77H257V80H256L255 83H254V84H256L255 86H258L257 83H258V84H261V83H262V82H261L262 80H260V77H259V78H258ZM258 80H259V81H258ZM226 81H227V74H225V71H224V72H223V85H226ZM257 81H258V82H257ZM30 82H31V83L35 82L34 84H35L36 86L41 87V88H43V89H46V87H47V85H48V79L46 78V75H39L37 78H33V80H31ZM249 85H250V86H249ZM252 85H253V83L248 84V86L250 87V89H251V88H255V86L253 87ZM249 87H248V88H249ZM70 90H71V89H70ZM72 91H73V90H72ZM72 91H70V92H72ZM74 91L76 92V90H74ZM74 91H73V93H74ZM139 92H140V91H139ZM139 92H138V95H139ZM20 93H22V90H21L20 92H18L17 95H19ZM141 93H142V92H141ZM140 95H141V96H140ZM140 95L137 96V94H136L137 97H135V99H139V100H140V98H142V100H143V98H144L143 93L140 94ZM230 95H231V91L228 92L227 94H224V93H223V106H224V104H226L227 101L230 99ZM75 96H76V95H75ZM142 96H143V97H142ZM45 97H46V93H43V94L40 95V96H37V97L31 98V99L25 101L24 105H25V107H26L27 110H31V111L38 110L39 112H41V113H40L41 116H40V120H39V121L42 122V124H40V128H41L40 130H42V131H39V130H38V133H39V135H41V136L43 137V138H40V139H43L42 141H44L45 139H47V142H45L46 140L44 141L45 143H44V142L42 143V141L39 142V144H38L39 146H38V145L36 146V147H38V148H35V149H36V152H35L34 154L37 153V157H38V156L40 157V156L42 155V154H41L42 152H44L45 150H50V149H51L53 152H51V150H50V152L53 154L54 157H55L54 154H56V158H55V159L53 158V163H56L55 161H57V160L59 159V155L57 154V150H58L59 148H61V146H59V148H58V144H59V143L57 144L58 141H55V139H51V136H50V134H52V129H53V126H54V124H55V120H56L55 117H56V116H52V113H48V114L46 115V116H48V117H47V118L44 117V111H47V110H48V107H50V104H49L48 106L44 105ZM138 97H139V98H138ZM64 99H65V98H64ZM100 99H101V98H100ZM74 100H75V101H74ZM74 100H71V101H70L71 104L74 103V102H76V101H80V100H76V99H74ZM234 100H235V99H234ZM64 101H65V100H64ZM72 101H74V102H72ZM97 103H98V104H97L98 106H102V105H100V104L104 103V101L101 100V103H100L99 100H98ZM99 103H100V104H99ZM104 104H105V103H104ZM104 104H103L102 107L105 108L106 104H105V106H104ZM149 104H150V102H149ZM149 104H148V102H147V103L145 104L146 106H144V107H142V108H146L147 105H148V110H149V112H150V110H151L150 108H151L152 105H151V104L149 105ZM235 104H236L237 108L234 110V114L237 115V116H239V115L241 114L240 108H242V107H241L240 102H239L238 100H235ZM57 105H58V102H54V109H55V107H56ZM98 106H97V110H98V109H99V110H100V109L102 110V108H101V107L98 108ZM107 106H108V105H107ZM82 107L84 108V105H83ZM112 107H113V106H112ZM50 108H51V107H50ZM114 108H115V107H114ZM51 109H52V108H51ZM81 109H82V108H81ZM81 109H79V111H80ZM109 109H112V108L109 107ZM82 110H83V109H82ZM99 110H98V112H95V113H97V116L100 115L99 117L102 118V119H103L104 116L101 117V114H105V113L108 114V113H110V110H109V112H108V111L106 112L107 109H106V110L103 109L105 113H103V110H102V111H100V112H102V113H100V114L98 115ZM113 110H114V109H113ZM143 110H144V109H143ZM50 111H51V110H50ZM111 111H112V110H111ZM145 111H147V110H144V112H145ZM114 112H115V111H114ZM147 112H148V111H147ZM107 114H106V116H107ZM113 114H114V113H113ZM11 116H13V115L10 114V117H11ZM106 116L104 117L105 119H106ZM108 116H109V115H108ZM108 116H107V118H108ZM114 116H115V115H114ZM4 117H5V116H4ZM4 117H2V118H3V119H6V118H4ZM16 117L18 118L19 116H15V115L13 116V118H16ZM20 117H21V116H20ZM52 117H54V119H52ZM2 118H1V119H2ZM7 118H8V117H7ZM13 118L11 117V119H10V118H8V119H10V121H12V120L15 121V120L17 119V118H16V119H13ZM56 118H57V117H56ZM58 118H60V116H58ZM58 118H57V120H58ZM157 118H158V117H157ZM1 119H0V120H1ZM20 119H21V118H20ZM23 119H24V118H22L21 120H23ZM61 119H62V118H61ZM61 119H59V120L61 121ZM113 119H114V117H113ZM155 119H156V118H155ZM73 120H74V119H73ZM114 120H116V118H115ZM114 120H113V121H114ZM156 120H157V121H156ZM156 120H153V123H154V124H153V127H154V128H156V126H154V125L157 124V126H158V119H156ZM63 121H64V119L61 121V123H64V122H66L67 120L65 119V121H64V122H63ZM107 121H108V120H107ZM109 121H110V119H109ZM111 121H112V120H111ZM111 121H110V122H111ZM12 122H13V121H12ZM57 122H58V121H56V123H57ZM81 122H82V121H81ZM81 122H79V123L76 122V124L78 123L77 126H78V125L80 126V123H81ZM105 122H106V121H105ZM105 122H104V123H105ZM110 122H109V124L112 125ZM43 123H44V124H43ZM61 123L59 122V125H60L59 127H61V125H62ZM82 123H83V122H82ZM82 123H81V127H80V128H83V127H84ZM84 123H85V122H84ZM104 123H103V124H104ZM113 123H114V122H113ZM155 123H156V124H155ZM107 124H108V123H107ZM114 124H116V121H115ZM56 125H57V124H56ZM66 125H67L66 123H65V125L63 124V128H64V126L66 127ZM104 125H106V124H104ZM104 125H103V126H104ZM135 125H138V124H135ZM31 126H32V125H31ZM31 126H30V125L28 126V128H29L28 130L32 129V128H30ZM44 126H45V127H44ZM77 126H73V129H72V131H71L72 133L70 132L71 134H73V138H74V136H75L74 134L76 133L75 130L78 128ZM82 126H83V127H82ZM85 126H87V124H86ZM108 126H109V125L106 126L107 129H110V128L114 127V126H112V127L109 126L110 128H108ZM138 126H139V125H138ZM138 126L134 127V126L132 125V127L135 128V130H136V128H137ZM67 127H68V126H67ZM67 127H66V128H67ZM84 128H85V127H84ZM84 128H83V130H85V129L87 130V128H85V129H84ZM102 128H103V130H102ZM133 128L130 127V128L128 129V130H129L128 132H130V133L132 132V133H131V136H130V133H129L128 136H127L126 134L123 133L124 135L127 136V137H125V138H127L126 142H123V140H124V136H123V135H122L123 139H122L121 137H119V139H122V142H121V141L119 142L118 140H117L118 142H116L115 138H114V139H111V138H110L109 141H110V140H115L113 144H115V143H117V144H118V143H121V145L124 144V146H123L124 149H127L128 147L130 148V145H129V144H131V142L134 143L135 140H136V141L138 140V139H137L138 134H137V136H134V135H136V134H134V133H135V130L133 131ZM154 128H153L154 131H155V130H156V131L158 130V129H157L158 127H157L156 129H154ZM131 129H132V130H131ZM0 130L2 131V129H0ZM66 130H70V129H66ZM94 130H95V129H94ZM101 130H102V132H105L104 130H106V129H105V127H101ZM101 130H100V128H99V131H101ZM110 130H111V129H110ZM112 130H113V128H112ZM18 131H19V130H18ZM18 131L15 132V133H17V134H18V133H22V132H20V131L18 132ZM25 131L27 132V129H25ZM89 131H90V130H89V128H88V132H89ZM99 131H98V132H99ZM107 131H109V130H107ZM107 131H106V133H108ZM136 131H137V132L139 131V127H138V129H137ZM26 132L23 131V133H26ZM65 132H66V131H65ZM74 132H75V133H74ZM88 132H86V133H88ZM96 132H97V131H96ZM102 132H101V133H102ZM125 132H126V131H125ZM23 133H22V134H23ZM84 133H85V131H84L82 134L84 135ZM101 133H99V135H102V137H103L104 135H105V136H106V135L108 136L109 134H111V131H110L108 134H105V133H104V135H103V133H102V134H101ZM126 133H127V132H126ZM138 133H139V132H138ZM152 133H153V132H152ZM22 134H21V135H22ZM66 134H68V133L66 132ZM77 134H79V133H77ZM77 134H76L75 137H78V136H79V135L77 136ZM82 134H81V135H82ZM89 134H90V132H89ZM89 134H88V135H89ZM95 134H96V133H95ZM132 134H133V135H132ZM153 134H154V133H153ZM153 134H151L152 136H151V135L149 136L151 140L153 139V137H155V136H153ZM155 134H156V133H155ZM155 134H154V135H155ZM247 134H248V132H247ZM21 135H20V137H21ZM46 135H47V137H46ZM68 135H69V134H68ZM86 135H87V134H86ZM86 135H85V136H86ZM88 135H87L86 137H88ZM97 135H98V134H97ZM97 135H96V136H97ZM99 135H98V137H99ZM9 136H10V135H9ZM9 136H8V137H9ZM17 136H18V135H17ZM17 136H16V137H17ZM96 136L94 137L95 139H93L92 137H91V138H92L93 140H96V139H97ZM107 136H106V140H107ZM159 136H160V135H159ZM6 137H7V136H5V138H6ZM8 137H7V139H6L7 141L4 142V143H2V144H1L2 146L0 145V147H1L0 150H3L2 147H3V148H10V145H11V148H12V144H11L10 140H12V142H13V140H17L19 136L17 137V139L14 138V137H15V134H14V137H13L14 139L11 138L12 136H10V139H9ZM20 137H19V138H20ZM80 137H81V136H80ZM82 137H83V136H82ZM86 137H85V138H86ZM89 137H90V136H89ZM89 137H88V138H89ZM109 137H110V135H109ZM132 137H135V138H132ZM149 137H148V138H149ZM251 137H252V136H251L250 134H249V136H248V135L243 134V133H242V134H235L233 137H232V136H228V138H232V139H235V140H236V139H239L240 142H245V143H247V142L251 139ZM85 138L83 137V138H80V139H85ZM88 138H86L85 140H87ZM129 138H132V139H131V140H132L131 142H130V140H129V142H128V139H129ZM103 139H104V138H103ZM116 139H117V137H116ZM134 139H135V140H134ZM150 139H148V140H149V141H147L148 143H150ZM156 139H158V136L156 137ZM156 139L154 138L153 140H154V141H158V140H156ZM226 139H227V136H226ZM73 140H74V139H73ZM73 140H70V141L72 142ZM90 140H91V139H90ZM90 140H89V141H90ZM93 140H92V141H93ZM97 140H99V139H97ZM97 140H96V141H97ZM101 140H102V139H101ZM133 140H134V141H133ZM153 140H152V141H153ZM227 140H228V139H227ZM239 140H237V141H239ZM66 141H67V140H66ZM66 141H65V143H68V142H66ZM124 141H125V140H124ZM152 141H151V145H152V146H151V145H150L151 147L149 146L150 151H148V152H147L146 147L144 148V146H147V144H148L147 142L145 143V145L143 144L144 146H143V145L140 146V148L138 147L139 145L136 146V145H137L136 142L134 143V144H136V145H134L133 143L131 144V145H133V146H131V148H133V149H136V150H140L141 148H144V149H145V150L143 149L144 152H145V154H143L144 152L141 153V152L143 151L142 149H141L142 151L140 150V151H138V152L136 151V152H137V153L135 152L136 154L134 153L135 156H137V154H139L138 156H140V154L143 155V156L141 155L142 157L140 156L141 160L138 159V158H139L138 156H137V159H136V157H135V159H136L137 161H135V159H132V160L135 161V162L133 161L135 164H134L133 162L130 163V162H131V161H130L129 164L127 163V165H126L127 160L124 161L125 159H127V156H128V154L130 153L129 151L131 150V152H133L134 150H133V149H130V150H129V149H128V150L120 149V148H123L121 145H118V146H119V149H118L117 147H114V146L117 145V144H115V145L112 144V145H113V149L115 148L114 150L112 149V152H113V153H111V151L109 150V152L111 153V155L108 156V157H106L107 155L110 154V153L107 154V153H108V152H107V153H106L107 155H106L105 157H106L107 159L110 158V162H111V159H112V157L114 156V153H115V152H118L119 150H120L119 152H121L122 150H124L125 153H126V152L128 151L126 157H125V155H123L124 153H122V152L120 153V154H121L120 156L117 155V154L115 153L117 157H119V158L122 157V162H121L120 159L118 158L119 160L117 161V166H119L120 163H124V165H123V164H120V168L123 169V168H126L125 165H126V166H129L130 164H132L133 166L131 165V169H132V170H131V174H133L132 177H133V176H136V175H137L136 172L139 171L140 169L143 170V169H144V166L146 165V163H145V165H143V166L141 165V166H142V167H141L140 164H138V163H141L142 160H143V163H141V164H144V162H147V160H148V162L153 163V158H154L155 160H156V159L159 160V158H157V154H158V150L156 149V147H157V143L154 142V141H153V143H152ZM230 141L233 142V140H230ZM246 141H247V142H246ZM71 142H70V144H71ZM93 142H95V141H93ZM103 142L106 144L107 141L104 140ZM103 142H101V145H100V146H99V144H97V142H96V149L94 148L95 145L91 144V145L93 146V147L91 146V150H92V148L95 149V150H94V149H93V150L96 151V153L94 152V154H96V156H97V154L102 150V145H103V146L105 145V144H103ZM110 142H112V141H110ZM110 142H107V144H106L107 146L105 145V147L110 146V145H111ZM127 142H128L129 144H128ZM137 142H139V140H138ZM60 143H63V142H60ZM87 143H89V142L87 141ZM108 143H110V144H108ZM126 143H127L128 146L126 145L127 147L125 148V144H126ZM245 143H244V144H245ZM262 143H264V141H263ZM72 144H73V142H72ZM155 144H156V147H154ZM13 145H14V142H13ZM62 145H64V143H63ZM66 145H67V144H66ZM73 145H74V144H73ZM148 145H149V144H148ZM64 146H65V145H64ZM64 146H63V147H64ZM70 146H72V145H69V147H68V145H67V148H70ZM13 147L16 148V146H13ZM48 147H49V148H48ZM73 147H74V146L71 147L72 150H73ZM105 147H104V149H105ZM135 147H136V148H135ZM11 148H10V149H11ZM15 148H14V149H15ZM19 148H20V149H19ZM47 148H48V149H47ZM71 148H70V149H71ZM74 148H75V147H74ZM97 148H99L100 151H99ZM108 148L111 149L110 147H108ZM116 148L118 149V151L116 150ZM137 148H138V149H137ZM147 148H148V147H147ZM154 148H155L157 151H156ZM262 148H264V146H263ZM44 149H45V150H44ZM63 149H65V147H64ZM63 149H62V151H63ZM70 149H69V151H70ZM104 149H103V150H104ZM106 149H107V148H106ZM149 149H148V150H149ZM12 150H13V148H12ZM12 150H11V151H12ZM16 150H17V148H16ZM18 150H19V151H18ZM18 150H17L18 152L16 151V154H15V155L13 154L12 157L15 156V157H14V160H15V158H16L17 160L20 158V160L18 161V162H20V163L22 162L21 160H24V162H26V163H24V162H23V163H24L25 166H26V165L28 164V162H30V161H26V160H27V159H30V160H31V158H29L28 155L33 154V153H30L31 151L28 150L30 154H27L26 152H28V151L25 152L26 149H25V150H24V148L21 149V147H18ZM41 150H44V151H41ZM75 150H76V149H75ZM75 150H74V152H75V154H76L75 156L77 157V155H79V158H82V157H81L82 155H80L79 153L83 154L84 151H83V153H82V152H78V154H77L76 152L79 151V150H78V149H77V151H75ZM93 150H92V151H93ZM97 150L99 151L98 153H97ZM115 150H116V151H115ZM132 150H133V151H132ZM151 150H152V151L155 150V152H156L155 155H154V152H153V153H150V152H152ZM3 151H6V150H3ZM3 151H2V152H3ZM8 151H9V149L7 150V152H3L2 154H4V153L7 154V153L10 152V151H9V152H8ZM13 151H14V150H13ZM59 151H60V150H59ZM59 151H58V152H59ZM62 151H61V153H66V151L68 152L67 149H66V151H63V152H62ZM92 151H91V153H93ZM107 151H108V150H107ZM124 151H123V152H124ZM172 151H174V150H172ZM172 151H169V152H171L170 154H173ZM23 152H24V153H23ZM71 152H73V151H71ZM85 152H86L85 155L83 154L84 157L86 156V154L89 155V153H90L88 150H86ZM88 152H89V153H88ZM119 152H118V154H119ZM146 152H147V157H146ZM165 152H166V151H165ZM169 152H167V153H169ZM174 152H175V151H174ZM0 153H1V151H0ZM11 153H12V152H11ZM11 153H10V154H11ZM68 153H69V152H68ZM261 153H262V154H261ZM66 154H67V153H66ZM66 154H65V156H66ZM94 154H92L91 156H93ZM112 154H113V155H112ZM149 154H150V155H149ZM165 154H166V153H165ZM170 154H166V155H170ZM176 154H178V152H175V156L177 157ZM179 154H180V152H179ZM69 155H71V153H70ZM88 155H87V156H88ZM99 155H100V153L98 154V156H99ZM122 155L125 157V159H124V157H123ZM131 155H132V153H131ZM173 155H174V154H173ZM243 155H245V154H243ZM6 156H7V155H6ZM31 156H32V157L35 156L34 158H36V155H31ZM62 156H63V155H62ZM71 156L74 157V158L71 157V158H72V161L75 162V161L79 160V161L77 162V163H78V167H81L80 164H84V161H85V159H86V158H84V160L82 159L83 162H82V163H79L81 159H79L78 157H77L78 159H75L74 154L71 155ZM98 156H97V157H98ZM103 156H104V155H103ZM111 156H112V157H111ZM148 156L151 157V158L149 157V158L151 159V161H149V159H147ZM153 156H155V157H153ZM231 156H232V155H231ZM9 157H10V156H9ZM9 157H8V158H9ZM12 157H10V158H12ZM117 157L114 156V158H113L112 160H113V161L116 160ZM143 157H145L147 160H145V158H143ZM152 157H153V158H152ZM241 157H242V154H237L236 156H234V157L232 156V157H230V158H227V157L225 158V157H224L225 159H223V179H224V175L229 174L230 171H232V172L234 171V172H235L236 167H237V165L239 164V160H240ZM244 157H246V159H245ZM263 157H264V153H263V152L256 151V152H251L249 155L247 154V155L243 156L242 158H244L246 162L248 161V162H247V164H248V165H247V166H248L247 169H249V168L251 169V170L249 169L248 171H250V172L252 171V172H253V171L255 170V172H256L255 174H259L261 170L257 171V170H258L257 165L259 164V165L262 167L261 163H264V158H263ZM66 158H69V157H65V159H66ZM71 158H70V160H71ZM93 158H95V157H93ZM98 158H99V157H98ZM98 158H96V159H98ZM162 158H164V157H162ZM179 158H180V157H178V159H177V160H178L177 164H172V167L169 166L170 164H168V163H167L166 165L164 164V166H165V168H166V172H167V171L172 172V171H173L172 169H174V168H176V167L179 166V161H180V162L182 161V159L180 158L181 160H179ZM242 158H241V159H242ZM261 158L263 159V162H262V159H261ZM12 159H13V158H12ZM63 159H64V156H63ZM63 159H62V160H63ZM65 159L63 160V162L69 160V159H67V160H65ZM73 159H75V160H73ZM96 159H92V158H91V162H90V161H89V160H90V157H89V158H88V161H86V162H88V163H87V166H88V164H90V165H89V166H90V169H91V165L93 166L91 171H89V170H90V169H89V166L87 167L89 170H87V168L85 167L86 162H85V165L82 166L84 169L86 168V169H85L86 176L84 175L83 177H86V178L88 177V179H89L90 181H91V180H92V181L94 180V179H91V177L93 176V174H94V172H95L94 170H97L96 168H97L98 166L101 167V166H102L101 164H103L102 162L105 161V160H107V159H104V157H103V158H102L103 161L100 162V163H101L100 165H97V164L95 163V164L97 165V167L95 166V167H96V168H95V167H94V163H93V161H94V162H97ZM99 159H101V158H99ZM99 159H98V160H99ZM123 159H124V160H123ZM164 159H165V158H164ZM197 159H198V162H199V157H198ZM248 159H249V160H248ZM14 160H13V161H14ZM32 160H33V159H32ZM62 160H61V161H62ZM70 160H69V162L71 163ZM86 160H87V159H86ZM95 160H96V161H95ZM144 160H145V161H144ZM177 160H175V161H177ZM201 160H202V162H201ZM201 160H200L201 165H203L202 163H203V162H206V161H204L203 159H201ZM108 161H109V159H108ZM108 161H105V162H106V165H109V164L112 163V162H111V163L108 164V163H107ZM119 161H120V163L118 164ZM140 161H141V162H140ZM162 161H164V160L162 159ZM259 161H260V162H259ZM15 162H16V161H15ZM18 162H16V163L18 164ZM57 162H58V161H57ZM69 162H68V164H69ZM74 162L71 163L72 166L75 165L76 162H75V163H74ZM89 162H90V163H89ZM148 162H147V163H148ZM154 162H155V161H154ZM182 162H183V161H182ZM182 162H181V163H182ZM200 162L197 163V160H196L195 163H197V164L200 165ZM16 163H15V164H16ZM73 163H74V164H73ZM98 163H99V162H98ZM173 163H174V162H173ZM206 163H207V162H206ZM206 163H205V165H203L204 167L207 165ZM17 164H16V165H17ZM30 164H31V163H30ZM104 164H105V163H104ZM104 164H103V167L105 166ZM114 164H115V161L113 162L112 165H109L110 168H111V170L108 169V170H104V171H103V169L101 170L100 167H99V169H100L101 171H103V172H101V175H100L98 172H96L95 175L98 173L99 175H97V177L99 178V176H102V174L107 173V176H106V174L103 175V176H104L103 179H102V177H100V178L103 180V182H104V180H106V179L109 180V178L111 177V175L114 176L115 178L119 176L118 178H116V180H115L114 177H111L112 179H110L111 181H109V182L112 183V182H113L112 180H115V181H114V183H115L118 179H120V174H121V176H123V174H124L123 170H125V169H123L122 171H120V168H119V167L116 168V170L118 169L117 171H119V172H117V171L115 172V171H114L116 174L118 173V175H114V174H115L114 172H112L113 174L111 173V171H112V169H113L112 167H114V168L116 167V166H115L116 164H115V165H114ZM136 164L139 165V166L136 167V168H138V169L140 168L139 170H137V169L135 170V169H134V168H135L134 166H136ZM32 165H33V164H32ZM76 165H77V164H76ZM76 165H75V166H76ZM113 165H114V166H113ZM121 165H122V167H121ZM174 165H176V166H174ZM177 165H178V166H177ZM182 165H183V163H182ZM184 165H187V164L184 163ZM184 165H183V168L179 166L181 169H179V168H178V169H179V171L181 170L180 172H182V170H185V171H186V177H184V176H185V175H184L185 172L183 171L182 173H180V174H183V175H180L181 178H180L179 176H177V175H176L175 178L173 177L174 179H167V178H165V177H168V175H166L165 177H162V178H160V177H159V178H156L157 180H156L155 178H153V179H155V181H158V179H159V180H160V179H161V180L163 179L162 181L165 182V181L167 180V181H166L167 184H169V183H174V181H175V184H176V183H179V184H178L179 188H180V187H181V188L183 187V188H182V193H183V194H182V193L180 192V190H179V192L177 191V190L179 189L178 186L176 187L177 184H176V185H175V184H174V185H173V184H170V185L172 186V190H173L171 193H172V194L174 193L173 198H172L171 200L169 199V196L167 195V193L169 194V193H170L169 191H171V189L169 188V187H171V186L166 184L167 187H165L164 189H165L166 192L168 191L167 193L164 192V190L162 191L160 188H158V189H160L162 192H164V194H166V196H168V200H166V199H167L166 196L163 195V193L160 194V193H159V190L156 191V192H158V194L155 193V189H157V188H156L157 185H155V183L158 184V187H159V184H161L162 181L160 180L161 182L158 181V183L155 182L154 184H152V183L154 182V180H153V182L151 181L152 183H150L149 180H147V178H148L149 175H150L148 171H147V172H148V173H147V174H148V175H147L148 177L145 178V179L147 180L146 182L148 183L147 186H149V185H150V186L153 185V187H152V186H151V187L154 188V185H155L154 190H153L152 188H151V190L149 189L150 192H148V194H149L148 196L146 195V194H147V191L145 192V190H144V187H146V184H147L145 181H144L145 183H141V184H140L139 182H142V180H141L140 178H138V176L135 177L136 180H134L135 182H133L134 185H135V183L137 184V182H138L139 185H141V187H142V185H143V187H142L143 190L140 188V191L142 190V191H141L142 193H141V192H138V188H139L140 186L137 184V185H136L137 188H134L135 190H137V193H136V191L133 189V191H135V192L132 191V192L135 194V195H133V193L131 192V190H132V188H133V185L131 184V181H132V180H131V181H130L129 179H128V180H127V179L124 180V178H125V175H124V178L122 177V178H121L122 180H118V181H122V183H123V181H124L123 184H125L126 186H127L128 184H127L125 181H127L128 183H130L128 186L132 185V187L130 186L131 189H130V190L127 189V190H129L128 192H129V193H132V195H131V194H128V193L125 194L126 192H125V193H122V192L125 191V190L123 191V188H124L125 185L123 186L121 182H118V181H117V183H121V184H119V185L123 186L122 189L120 188L121 186H119L118 184H117L116 187L119 186L118 188H120V190L117 188V191H113L114 189H116V188L114 187L115 185H114V186L111 185L110 187H113V188H111V190L113 189V190H112L113 193H114V192H118V191H120V192L116 193V194L118 195V197H117L116 195H115L116 197H115V196L112 197L111 195H114L115 193L113 194L112 191H111L110 189H109V190H110L111 192H110L109 190L107 191V188H106V191H107V192H110V193H108V196L111 194V195L108 197V196H107V193L105 194V192H104V191H105L104 188H105V184H106V186H109V185L107 184V183H109V182H108V181H107V182L105 181L106 183H105V184L103 183V184H104V188H103L102 183H98V182H101L102 180L100 181V179H97L96 176L94 175V176H95V177H94V178H95V181H96V179H97V182H96V183L101 184V186H102V187L100 186L101 189H100L99 187H97V188H99V189H97V193L99 192L98 194H101V195H102V193L104 192L103 196L106 195V196H104V197H101V199H100V200H102V201L104 200L102 204L105 205V206H106V205H109V207L111 206V204L115 205V206L112 205L113 208L110 207L112 211L110 210V208H108V206H106V208H105V206H103V208H105V209H104L105 212H106L107 210H108V213L110 212V216L108 215V213L105 214V213L103 212V210H101V208H102V205H101V204H100V205H101V206H100L101 208H99V205H98V204L95 205V203H97V201H96L95 203L92 202V201L97 200L98 197L100 198V195L97 196V193H96L95 196H97V198L94 199V200L91 199V198H93L92 196H94L92 193H94V191L96 192V188H95V187L98 186V185H96L95 182H92V186H95V185H96L95 187H92V186L90 185V183H91L90 181H89L90 183L86 182L87 184L90 185V187H91L92 189H93V188L95 189V190L92 192V189L89 190L90 187L88 188V187H85V186L81 185V183H80L79 180H78V179L80 178V177H79L80 175H79V176H78V175L76 176L77 172L74 173V174H75V175H74V178L76 179V182L78 181L77 186H79V188L77 187V188H78V191H77V192H79V193L81 192V191H80L81 186L85 187V188L82 187V189H81V190H82V193H83V198H84L85 195L91 193L92 196L90 197V199H91L92 204H91V203L89 204V203L87 202V201H88L87 199H89V197H88V198H84V199H82L81 197H77L76 194H78V193H77V192L75 193L76 188L73 189V187H72V190H73L74 194H70V193L66 190L65 192H68L67 194H66L65 192H63V193L65 194V195H64L65 197H63V195H61V194H62L61 192H58V191H57V193H61V194H60V196H56V195L54 194V195L56 196L55 198H57V199H55V201H54V199L50 201L49 197H51V195L48 194L49 197H48L47 199H46V198H45V199H46V200L49 199L48 202H49V203L51 202L50 205H48V206H49V207H48L49 210H50V208L52 207V205L55 206V205H59V204H61V207H60V205H59V207H58V206H55V207H52V208L56 209V211H57L58 208H59V209L61 208L60 210L58 209L59 211L54 212V214L57 213V216H58V215L61 216V218L64 219V221H66V223H67V226L64 227L65 230H63L64 228H63V226H62V228H63V229H62L63 233H62V231H59L60 234H58L57 237L55 236L56 238H54V234L59 233V232L57 231V232L55 233V231H53L52 229L57 230V228H52L53 226L51 227V226H48V225H52V223H54V222H52L51 219L54 220V219L57 218V216L55 215L56 218L53 217L54 214H53V211H52V210H50V211L47 210V211H46V208H45V206H46V205H45L46 200L43 199V198H44V197H47V196H43V195H41V197H43V198H33L34 201H35V204L32 202L30 196L27 197L29 194H27V195L25 196V192H26V189H25V188H26L27 184L30 183V182H29V181H30L29 179H28L29 181H28V180L26 181V183H27L26 185H25V182L23 183V184L25 185V188H24V185L22 184V181H23V180H22L21 182L19 181V183H18V185L21 183V186L19 185L20 188H21V187L24 188V191H25V192H24V195H23V190L21 191V189H23V188L18 189L17 187H19V186L16 185V184H17V179H15V175L13 174L14 172H16V171H15L16 168H15V169H12V168H14V167H13V162H12V164H11L12 167L9 166V169H12V170H10V171H14V172L12 173V172H10V171L6 168V169H7L6 171L10 172V173H7V172H6V176L9 174L7 183L9 182V179H10L9 177H12V178H13V176H14V179H15V180H14V179H13V180L10 179L11 182L8 183V188H9V190L11 191L9 195H13L12 193H15V195L20 196V194H21V196L23 197V199H25L24 202H27L26 200H28V201L31 200V203L34 204V206H33V205L31 206V207H34V211L36 210V209H35V208H36L35 205H36L37 203L40 204L39 202L42 203V204H41V207L38 206V204H37V208H39V207H40V208H39V210L37 209V212L35 211L36 214H38V217H39V218H37V216H36V217H34V218H35V219H34L33 216H32V217H31L32 219H31L30 216H29V217L26 216V215L32 214L34 211H33L32 213H31L30 211H32L33 209H32V210H29V214H28V211H27V213H26L25 216H23V217H24L25 219L27 218V220H29L30 222H37V223L39 222V224H40V222H41V224H42V222H43V224L45 223V226H46L45 229H46V228L49 229V231H50V235H51V233H52L51 231L54 232V234L50 236V235L48 234V232H47L48 230H44V229H43L44 227H42V225H39V226H38V224H37V227H38V228L35 226L36 229H39V227H40V230H41V232L43 231V233L40 234L41 232L39 233L38 230H35V229H34V230L37 231V232L39 233V235H40L39 238H40V242H41V244H42V245H40V246H43V248L45 249V245H44V244H46V246L49 245L48 250L45 249V250H47L48 252H47V251H46V252H45V251H41V252H45V253H47V255L51 253L49 259L51 260V257H52V264H53V263H54V264H92V262L89 260V259L91 258V253H92V255H94V256H92V257H95V256L97 257V256H98V258H99V259H97V258L95 257V258H96V261L94 260L95 258H94V259L92 258L93 260H92V259H91V260L94 262L93 264H95V263H96V264H97V263L99 264V262L102 260V257H103V260L101 261V262H103L102 264H107V263H108V264H129L128 262H129L131 259H132V260H131L130 262H131L132 264H139V263H138V260L141 258V259L139 260V262L141 261V263H142V258H143L144 256L140 257L141 255H139V249H138V246H140L141 244H142V246H143V245L145 246V245L147 244V243H146L147 241H148V246H149V241H150V240H146V239H145V238H147V236H149L147 239H151L152 242L155 240L157 243H156L155 247L153 246V248H154L153 250H150V249H149V251H148V250L146 249L147 247H146V248L144 247V248L146 249V252L148 251V252L146 253V256H147V257L145 256V258H149V257H150V258L152 259V258L154 257L153 259H155L156 261H157V260L159 261V259H161V260L163 259V258L157 257V255L161 256L162 253H163V256H166V254H167V257H168V253H167V252H169V251H165V249L162 248V245L165 244L166 241H168V242H171V243H172V246L170 245V243H169V245L171 246L170 249H167L165 246H163V247L166 248V250H173V251H178V252H180V253L177 252V253H178V255L176 256L177 259H174V258H175L174 256H175L176 254L173 255V257L171 256L172 253H173V251H170L171 254L169 253V256L172 257V260H173V259H174V261L176 260L175 264H188L189 261H190L189 264H264V235H263V234H264V229H263V228H264V183H263V182H264V177H263L264 175H262V174H261L262 176L257 175V177H258V176L263 177V178H260L261 181H262V183H261V181H258L259 183H261L260 186H259V183L257 182V183H258L257 187H255V186L250 187V186L253 185V183L251 184V183L249 182V184H248V183H247V178H246V180H245V181H246L245 183H241V182H243L242 179H245V178H244L245 176L242 177V179H241L242 181L240 180L239 176H238V178H236L238 181L235 180V178H234V177H235V174L238 175L237 173H238L239 171L242 172L241 170H238L237 173H236V172H235V173L233 172L234 175H233L232 172H231V176H230V178H228V179L232 180L231 178L234 176V177H233V178H234V183H233L232 181L230 182V180L227 182L228 179H227V180L224 179V184H225V186H226V184H229L228 187L230 188V183H231V186L233 187V188L230 189V190H231V191H230V190L228 189V187L226 186L227 189H228V191H229V192H232V189H233V192H234V193H231V195H229V192H227V189L224 187L225 190H226V192H227L228 195H229V199L227 198L228 196H226L225 198L228 199L229 201H228V200H225L226 203H224L223 201H220L219 205H218V203L215 201V203H217V206H220V207H224V208H225V205H229L228 207H229L230 209H229L227 206H226V207L228 208V210H227V208H225V209H226L225 212H226L227 214L230 212V213L228 214V215H230V216H228V218H227V216L225 215V212H222V211H221L222 208H219V213L221 214V212H222L221 215H223L222 218H223L224 215H225V217H224L225 219L223 218V220L225 221V220L228 219V221H225V223H224V221L219 220V218H220L221 216H220V214L218 213V211H217L216 213L219 214V217H218V214L215 215L218 219H217L215 216H213L212 213H214L217 209H216V210H213L212 207L215 206L216 204L214 203V205H212V204H211L212 200H211V202L208 201V199H211V196H213L212 199H214V196H219V197L221 196V193L217 192L218 190L216 189V186H212L211 191L213 190V191H212L213 193H211V191L208 190V192H210V193L213 194V195H211V196H207V195H206L207 191H205V192H203V194H204L203 197L206 198V197H205V195H206L208 199H207V198H206V199L202 198V193H201L202 191H201V189H203V185H202L203 183H202V181H201V180H202V178H201L202 176H201V175H203V178L206 179V177L208 178L209 173H208L207 171H206L207 173L204 172L205 169H204V170H203V169H199V166L197 167L195 164H193V165H194L196 168H198V170H200V172H199L198 170H197V172H195L196 169L193 168L194 166L191 167V169H189V168H190L189 165H188V167L186 166V168H185ZM201 165H200V166H201ZM14 166H15V165H14ZM21 166L24 167V165H22V164H21ZM109 166H108V167H109ZM203 166H202V167H203ZM247 166H245V167H247ZM260 166H259V167H260ZM17 167H18V168H17V172L20 173V172H21V171H20L21 169L18 171V169L21 168L20 165L18 164ZM23 167H22V168H23ZM27 167H28V166L25 167V168H26L25 170L27 171V170L29 169V170H30V173H33L32 169L34 168V166H33L32 169H30L31 166L28 167V169H27ZM129 167H130V166H129ZM132 167H133V168H132ZM168 167H169V168H168ZM245 167H244V168H245ZM261 167H260V168H261ZM263 167H264V165H263ZM263 167H262V169H264ZM101 168H102V167H101ZM105 168H107V167L105 166ZM105 168H104V169H105ZM207 168H208V165H207V167H206V170H207ZM256 168H257V170H256ZM34 169H35V168H34ZM34 169H33V170H34ZM99 169H98V171L100 172ZM126 169H127V168H126ZM129 169H130V168H129ZM168 169H169V170H168ZM178 169H177V168L175 169V172H176V173H175L174 171H173V172H174L175 174H178V173H179V172H178ZM192 169H193V170L195 169V171H193ZM109 170H110V171H109ZM113 170H114V169H113ZM134 170H135V173H136L135 175H134V173H133ZM141 170H140V171H141ZM145 170H146V169H145ZM190 170H191V171H190ZM208 170H209V169H208ZM218 170H219V169H218ZM93 171H94V172H93ZM126 171H127V170H126ZM187 171H188V172H187ZM263 171H264V170H263ZM22 172H24V171H22ZM22 172H21V173H22ZM27 172L29 173V171H27ZM82 172H83V171H82ZM92 172H93V173H92ZM129 172H130V170L127 171V172H125V173H127L128 175H130ZM141 172H142V171H141ZM141 172H138V175L141 176V175H142ZM166 172H165V174H168V173H169V172H168V173H166ZM173 172H172V173H169V175H170V176L173 175ZM189 172H190V173H191V172H192V173L194 172V174L197 173V174L200 175L201 177L198 176V175H196V174H195L196 176H195V175L192 176V174H189V175H188L187 173H189ZM198 172H199V173H198ZM240 172H239V173H240ZM258 172H259V173H258ZM11 173H12V176H10ZM18 173H15V174L17 175ZM83 173H84V172H83ZM90 173H91L92 176L90 175ZM108 173H109V174H108ZM119 173H120V174H119ZM142 173H143V175H144V174L146 175V173H145L144 171H143ZM262 173L264 174V172H262ZM0 174H1V173H0ZM160 174H162V176L165 175L164 172H160ZM160 174H159V175H160ZM241 174H243V172H242ZM252 174H254V172H253ZM29 175H30V174H29ZM82 175H83V174H82ZM82 175H81V176H82ZM108 175H109L110 177H109ZM156 175H158V173H157ZM156 175L153 174L154 177H155ZM178 175H179V174H178ZM205 175H206V177H205ZM229 175H230V174H229ZM229 175H228V176H229ZM232 175H233V176H232ZM239 175H240V174H239ZM243 175H244V174H243ZM0 176H1V175H0ZM75 176L78 177V178H76ZM90 176H91V177H90ZM150 176H151V175H150ZM160 176H161V175H160ZM170 176H169V177H170ZM182 176H183V178H185V179H183ZM187 176H189V179H188ZM191 176H192V177L195 176L196 178H201V180L199 179V180L201 181V183H199V184L202 185V187L196 186V189L201 188L200 190L198 189V191L200 192L199 195H201V196H199L200 199H199L198 197H196L197 194L194 195V192H196V191L193 192V189L196 190V189H195V184H196V183H193V182H192V184H194V185H192V186H194V188H193V187L191 186V183H190L191 181H193V179H190ZM197 176H198V177H197ZM240 176H241V175H240ZM254 176H255V175H254ZM63 177H64V176H63ZM72 177H73V176L70 175V176H69L70 180H69V179H68V180L71 181V178H72ZM105 177H107V178L105 179ZM144 177H146V176H144ZM144 177H143V178H144ZM157 177H158V176H157ZM177 177H179V178H177ZM192 177H191V178H192ZM195 177H194V178H195ZM226 177H227V175L225 176V178H226ZM65 178H66V177H65ZM67 178H68V175H67ZM129 178H130V177H129ZM133 178H134V177H133ZM137 178H138V179H137ZM141 178H142V177H141ZM143 178H142V179H143ZM164 178L166 179L165 181H164ZM170 178H171V177H170ZM196 178H195V181H197ZM33 179H34V178H33ZM81 179H82V178H81ZM81 179H80V180H81ZM88 179H87V181H88ZM130 179H132V178H130ZM148 179L152 180V178H148ZM178 179H179V181H178ZM182 179H183V180H182ZM260 179H259V180H260ZM262 179H263V180H262ZM62 180H64V182H65V181L67 182V179L65 180V179L63 178ZM62 180L59 181V179H58V180H50V179H47V180H44V181H43L44 183H46V185H45L44 183H43L42 185L47 187L48 184H49V183L52 184V182H53V184H52V185L49 184V186H50V185H51V186H55L54 182L57 183L56 185H60L61 183H64ZM72 180H73V179H72ZM82 180H83V179H82ZM84 180H85V179H84ZM98 180H99V181H98ZM139 180H140V181H139ZM172 180H173V181H172ZM184 180H186L185 183H184V184H185L184 186H186V187L182 186V185H183L182 182H183ZM210 180H211V179H210ZM210 180H209V181H210ZM239 180H240V181H239ZM56 181H57V182H56ZM61 181H62V182H61ZM73 181H74V183H75V180H73ZM73 181L71 182L72 185L69 183V184H70L69 186H76V185H75L76 183L74 184ZM129 181H130V182H129ZM136 181H137V182H136ZM168 181H169V182H168ZM170 181H171V182H170ZM176 181H178V182H176ZM188 181H189V182H188ZM207 181H208V180H207ZM207 181H205L204 185L207 184V183L209 184L210 182H211V184H213L212 181H210V182H207ZM235 181H236L237 183H236ZM60 182H61V183H60ZM163 182H162V183H163ZM186 182H187L188 184H187ZM197 182H198V181H197ZM203 182H204V181H203ZM206 182H207V183H206ZM225 182H227V183H225ZM229 182H230V183H229ZM13 183H14V184H13ZM32 183H33V182H31L30 186L33 188V186H34L35 184L33 183L34 185H32ZM35 183H36V185H38V183H40V182L35 181ZM79 183H80V185H79ZM82 183L84 184V182H82ZM93 183H94V185H93ZM232 183L235 184V185H232ZM257 183H256V184H257ZM73 184H74V185H73ZM87 184H86V186H88ZM109 184H110V183H109ZM115 184H116V183H115ZM144 184H145V186H144ZM243 184H244L245 186H246V184H248V185L251 184L249 187H250V188H253V191H254V192H256L255 189H258V187H260V189H259L260 191L258 190V191L255 193V194H257V195L254 196V195H253L254 192H253L251 189L249 190L248 187L246 188ZM254 184H255V183H254ZM256 184H255V185H256ZM10 185H11V186H10ZM22 185H23V186H22ZM40 185H41V184H40ZM40 185H38V186L40 187ZM63 185H66V184H63ZM67 185H68V184H67ZM196 185H197V184H196ZM214 185H215V183H214ZM262 185H263V186H262ZM3 186H4V184H3V183H0V189H1ZM28 186H29V185H28ZM128 186H127V187H128ZM136 186H135V187H136ZM160 186H162V184H161ZM168 186H169V187H168ZM210 186H211V185H210ZM210 186L208 187V185H207V187L205 186L204 188L207 190V188L210 189ZM221 186H222V187H221ZM221 186H220V188H221V190H223V189H224V188H223V184H222ZM15 187H16V188H15ZM41 187H42V186H41ZM46 187H45V188H46ZM110 187H109V188H110ZM163 187H164V185H163L161 188H163ZM214 187H215V188H214ZM261 187H262V188H261ZM27 188H29V189H31V190L34 189V188L32 189V188H30V187H27ZM35 188H37V186H35ZM47 188H49V187H47ZM181 188H180V189H181ZM187 188L189 189L188 191H187ZM222 188H223V189H222ZM86 189H88V190H86ZM124 189H125V188H124ZM168 189H169V190H168ZM175 189H176V190H175ZM183 189H184V190L186 189V191H184ZM190 189H191V190H190ZM214 189H216L217 191L214 192V191H215ZM243 189H244V190H243ZM247 189H248V190H247ZM261 189H262L263 191H262ZM19 190H20V192H19ZM27 190H28V189H27ZM69 190H71V188H70ZM100 190H101V191H100ZM121 190H122V191H121ZM127 190H126V191H127ZM146 190H148L147 187H146ZM174 190H175V191H174ZM245 190H246V191H245ZM0 191H1V190H0ZM84 191H88V192L90 191V192L85 194ZM151 191L154 192V193H152ZM161 191H160V192H161ZM176 191H177L178 193H177ZM183 191H184V192H183ZM203 191H204V189H203ZM223 191H224V190H223ZM223 191H222V192H223ZM241 191H244V192L242 193ZM248 191H249V193H248ZM251 191H252V192H251ZM1 192H2V191H1ZM28 192L31 193V191H28ZM70 192H71V191H70ZM101 192H102V193H101ZM143 192H144L145 194H143ZM189 192H190V193H189ZM192 192H193V193H192ZM224 192H225V191H224ZM226 192H225V194H227ZM238 192H239V193H238ZM246 192H247V193H246ZM258 192H259V193H258ZM18 193H19V194H18ZM55 193H56V192H55ZM71 193H72V192H71ZM82 193H81V196H82ZM171 193H170V195H171ZM180 193H181V195H179ZM191 193H192L194 196H193V195L191 196V195H190ZM197 193H198V192H197ZM214 193H215L216 195H215ZM217 193H218L219 195H218ZM94 194H95V193H94ZM119 194H120V195L125 194V196H126V195H127V196L129 195L130 197L133 196V200H134V202H133V200H130V199H131L130 197H129L130 199L127 198V196L125 197L124 195L121 196L122 198L119 197ZM136 194H138V195H139V194H142V195H139V197L142 196L143 198H145V199H143L142 197H140V198H142L141 201H140V199H139L140 203H141L142 201H144V200H145V202H146V199H147V204H148V203H149V204H148V205L144 204V205L147 206L146 209L149 207V205L151 204V202H152V205H151L149 208L152 209V208H153L152 206H154V207H156L155 210L157 209V207H158L157 202L159 203V202L161 201V199H160L161 197H160L159 195H161V196L163 195V199L166 198L165 200L162 199V201H161V202L163 203V206H162L163 208L160 206V205L162 204V203H161V204H159V206L161 207V209H160V207H158L157 212L154 210V208L151 210V211H153V212L151 213V215H155L156 213H158V214H157V215H158V218L155 217V216H153L154 218H152L151 215H148V214H150V213H147V212H149V211H148L149 209H148V210L145 209V210H146V214H144L145 212L143 213V214L146 215V216H142V214H140L141 212H140L139 210L142 211V210L144 209V208H142L144 205L141 206L142 209H140V207H137V208L135 207V206L137 205V203H136V205L134 206L135 201H136V200L134 199V197L136 196ZM153 194H154L156 197H155V196L152 197ZM186 194H189V195H186ZM208 194H209V193H208ZM225 194L223 193V195H225ZM234 194H236V195H234ZM238 194H239V195H238ZM242 194H243V195H242ZM245 194L247 195V197L245 196ZM249 194H250V195H249ZM262 194H263V195H262ZM15 195H13V196H15ZM34 195H36V194H34ZM45 195H47V194H45ZM58 195H59V194H58ZM73 195H75V196L73 197ZM144 195H145V196H144ZM151 195H152V196H151ZM209 195H210V194H209ZM241 195H242V197H240ZM258 195H260V196H258ZM31 196H32V195H31ZM37 196H38V195H36V197H37ZM78 196H80V195L78 194ZM146 196H147V197H146ZM149 196H150V197H149ZM171 196H172V195H171ZM180 196H181V197L184 196V197H183L184 199H182ZM190 196L193 197V199H191ZM231 196H233V197H232V199L230 200V197H231ZM250 196H251V197H250ZM7 197H8V196L3 195V194L0 195V206H3V209H4V210L7 211L6 207L11 205L10 207H7L9 212H5L4 210H2V212H5L6 215H4V213H3V215H2V213H0V216L2 215L3 217H5V216L8 215L9 218H10V215H12V218H10L11 220H10L9 218H7V219L10 220L11 223H14V222L12 221V219H13V215H14V219H13V220L15 221V218H16V221H15V223L13 224V226H14V225L16 224V222L18 221L16 212H13V211H15V209H17V204H16V202L13 203L14 205H16V208L13 209L14 205L11 204L10 201H9V202H5L6 200L4 201V199H6ZM10 197H11V196H10ZM32 197H33V196H32ZM66 197H67V198L69 197V198L67 199ZM71 197H72V198H71ZM86 197H87V196H86ZM110 197H111L113 200H112ZM124 197H125V198H124ZM139 197H136V198H139ZM148 197H149V199H148ZM158 197H159V198H158ZM174 197H175V198H174ZM176 197L179 198V199H177ZM185 197H187L188 200H189V202H191V203L196 202L198 199H199V200L202 199L201 201H203V199H204V201H203L202 203H200V206H202V208H203V205H204L205 209L203 208L204 210H202V208H200L201 211H202V212H201L200 209H199V211L201 212V214L198 215L197 212H196L197 215L195 214V216H197V218H201V217H202V218L200 219L201 222H200V220H199V222L202 223V224L198 223L197 220H196L197 222H195V220H194V223H196V224H195V227H196V225H197V223H198V224H200V225H197V226H198L199 229L201 230L200 226H201V227H202V226H203V227H207V226L210 227V224H209V223L214 222L215 224H213V223L211 224V230H214V229H215V233L218 232L217 234H220V235L222 234V238H221L222 241H221V240L218 241V239H220V235H219V237H218L215 233H214V234H211V233H210V234L213 235V236H211L210 234H208V232L206 233V235H208V236L210 235V237H212V238H215L216 236H217L218 238H217V239H216V238L213 239V241H212L211 239H209L210 237L207 239V240L211 241V242H210V245H211V246L208 244L209 241L205 240V241H207V244H208V248H209V250H207L208 248H206V247H207L206 244H205L206 242L204 243V241H202V242L204 243V245L206 246V247H205V246L203 245V246L206 248L205 252H204V249H205V248L202 247V244H203V243L200 241L201 236H199L200 239H198L199 237H198V235L196 234V233H198V232H196V233L194 234V231H195V230L199 231L198 228L195 229V230H193L194 228H192V229L190 228V227H192L191 225H193L194 223H192V221H191L192 219L190 220V218H187V217H190V215H188V214H190V210H188V208H189L192 204H191V205H188L189 203H186V204H185L184 202H188L187 198H185ZM209 197H210V198H209ZM239 197L242 198L243 200L240 199ZM248 197H249V198H248ZM252 197H253L255 200H254ZM262 197H263V198H262ZM52 198H53V197H52ZM52 198H51V199H52ZM94 198H95V197H94ZM104 198H106V199H104ZM117 198H118V200H117ZM119 198H120L121 200H120ZM151 198H153L154 200H155V199L157 200V198H158V200H160V201L157 200V202L155 203V205H156V206H155V205H154V201H152ZM222 198H223V197H222ZM222 198L220 197V199H222ZM236 198H237V199H236ZM245 198H247V199H245ZM9 199H12V197L9 198ZM35 199H39V200H35ZM63 199L65 200L66 205L68 204V206L70 205L69 202H71L70 199H72V202L74 201L73 203H76V205L78 204V207L76 206L78 209H75V210L77 211V213H72L71 210H69L70 207H71V205H70V207L68 208V206L64 205L65 202L63 201ZM85 199H86V201H85ZM90 199H89V201H90ZM110 199L112 200L113 203L110 201ZM114 199H115V200H114ZM123 199H125V202H129V201H126V199H127V200H130V202H129V203H130V206H128V207H131V208H132V207L134 206V207L132 208L133 211H132V209H130V208L127 207V204H128V203L126 204V203L124 202ZM175 199H176V201L183 200V201H181V203H182V204L184 203L185 206H186V205H188V206L185 207L184 204L182 205L180 202L177 203L176 201H173V200H175ZM194 199H195L196 201H192V200H194ZM216 199H217V197H216ZM216 199H215V200H216ZM233 199L235 200V202L233 201ZM250 199H251V200H250ZM83 200H84V201H83ZM100 200H99V201H100ZM116 200H117V201H116ZM148 200H149V202H148ZM150 200H151V201H150ZM156 200H155V201H156ZM169 200L172 201V202L174 203V205H176V204H178V205L181 204L180 206H181V207L184 206V207H183V208H179V209H177L179 206L176 205L177 207L174 206V207L177 209V211H176L175 208H174L173 206H172V207H173L174 209H172V208L170 207L171 205H169L168 207H170L171 211H167V210L165 209V206H167V205L165 204V201L168 202ZM185 200H186V201H185ZM190 200H191V201H190ZM205 200H207V201H205ZM217 200L219 201V198H218ZM222 200H223V199H222ZM236 200H237V201H236ZM246 200H247V201H246ZM249 200H250V201H249ZM253 200H254V201H253ZM11 201H14V200H11ZM37 201H39V202H37ZM53 201H54V202H53ZM57 201H58V202H57ZM67 201H69V202L67 203ZM102 201H101V202H102ZM114 201H115V202H114ZM120 201H121V202L123 201V202L125 203V204H124V207H123V205H122L123 202L121 203ZM131 201H132L133 205L131 204ZM163 201H164V202H163ZM201 201H200V202H201ZM227 201H228V202H227ZM231 201H233L232 204L230 203ZM238 201H239L240 203H239ZM251 201H253V204H252ZM260 201H261V202H260ZM85 202H86V203H85ZM101 202H98V203H101ZM110 202H111V204H109ZM137 202H138V201H137ZM145 202H144V203H145ZM172 202H171V203H172ZM197 202H198V201H197ZM209 202H210V203H209ZM213 202H214V200H213ZM221 202H223L225 205H224V204L221 205ZM246 202H247V203H246ZM9 203H10V204H9ZM28 203L31 205L30 201H29ZM43 203H44V205H43ZM58 203H59V204H58ZM93 203H94V204H93ZM114 203H115V204H114ZM118 203H119V205H117ZM140 203L138 202V204H140ZM173 203H172V204H173ZM175 203H176V204H175ZM206 203H207V204H206ZM227 203H228V204H227ZM241 203H242V204H241ZM46 204H48V203L46 202ZM164 204H165V205H164ZM168 204H170V202H169ZM194 204H196V206H192L193 209L199 208V207H198L199 202H198V203H194ZM201 204H203V205H201ZM205 204H206L207 206H208V204H210L209 206L212 205V206H211V209H212V210H209ZM247 204H248V205H247ZM12 205H13V206H12ZM30 205H29V206H30ZM42 205H43V206H42ZM121 205H122V206H121ZM128 205H129V204H128ZM140 205H142V204H140ZM140 205H139V206H140ZM223 205H224V206H223ZM230 205H231V207H230ZM236 205H238V206H236ZM241 205H242V206L244 205V206L242 207ZM261 205H262V207H261ZM73 206H74V205H72L71 209L73 208ZM94 206L97 207V209L95 208V210H96L95 212H94ZM245 206H247V207H245ZM248 206H249V207H248ZM250 206H252V207H250ZM31 207H30V208H31ZM56 207H58V208H56ZM114 207H115V209H114ZM125 207H126V208H125ZM168 207H167V208H168ZM195 207H196V208H195ZM234 207H235L236 209H233ZM241 207H242L243 209H246V211H245V210L242 211V208H241ZM260 207H261V208H260ZM10 208H11L13 211L9 210ZM42 208H45V209L42 210ZM48 208H47V209H48ZM117 208H118V210H117ZM123 208H125L126 211L130 209L131 212H129V215H128L129 217H128V218H129L130 220H132L134 224H135L136 221H140V219H141L142 217L147 218V216H150L152 219L149 217V218H147V220H148V219H149V220H148V221H145V220L142 218L143 220H141V221H142V223L145 221V222L147 223V227L150 226V227H148V228H151V224H152V222H154V221H155V222H158V219H160L159 222H160L161 224H162V221H164L165 223L163 222V224H164L165 228L162 226L163 224L161 225L159 222H158L159 224L156 223V224H158V225H156V226H157V229H156V230L159 231L158 233L161 234V235H158L157 231H156V232L154 231L155 233H157L156 235H154L153 231H152V230H149L147 227L144 228V227H145L144 225H146V224L144 223L143 225H141L142 223H141V221H140L139 223H141V224H139V225H141V226H138V227L135 226V227H133V228L135 229V232H133V234H132V232H130V233L133 235L134 238L137 237V241L139 240L138 238H139V236H140V242L138 243V246H137V242L135 241V242H136V245H135V247H134V249L136 248V249H138V251H135V252H134V250L132 249L133 252H131V249L129 250V248H128L127 245H129V244H133V243H128V244L126 243V241H129V240H128V239L126 240V239H125L126 237L124 238L125 233H123V239H122V236H120L121 233H120L119 230H122L123 225L120 224V223L117 224V225H115V221H116V223H118V221H120L121 218H123L122 220H124V221H127V220H128V219H127V220L125 219V218H127V212H128V211L126 212L125 209L123 210ZM134 208H135V209H134ZM138 208H139V209H138ZM209 208H210V207H209ZM252 208H253V209H252ZM0 209H2V207H1ZM54 209H53V210H54ZM106 209H107V210H106ZM113 209H114L115 211H114ZM137 209H138V210H137ZM181 209H183L184 212H183ZM184 209L186 210V213H188V211H189V213H188V214H185V210H184ZM220 209H221V210H220ZM231 209H232L233 211H232ZM247 209H248L250 212H249ZM250 209H251V210H250ZM40 210H41V212H42V211H45V212H43V213L48 212V213H47V216H49V215H48L49 213H50V215L53 214L52 217L49 216L51 219H50L49 217H48V219H50V220L46 219V217H47V216H45L46 214L43 215V214L40 212ZM72 210H73V209H72ZM97 210H98V211H97ZM122 210H123V212H122L123 214L121 213ZM134 210H137V211H134ZM160 210H161V211H160ZM168 210H169V209H168ZM178 210H181V211H178ZM196 210H197V209H196ZM196 210H195V211H196ZM208 210H209V211H213V212L211 213V212H209ZM234 210H235L237 213H236ZM237 210H238V211H237ZM258 210H259V211H258ZM0 211H1V210H0ZM38 211H39V213H41L40 215H42V216L39 215ZM54 211H55V210H54ZM116 211H117L118 213H116ZM124 211L126 212V213H125L126 215L124 214ZM138 211H139L140 213H139ZM175 211H176V212H175ZM197 211H198V210H197ZM199 211H198V213H199ZM220 211H221V212H220ZM223 211H224V209H223ZM231 211H232V212H231ZM251 211H252V213H251ZM11 212H13V213L11 214ZM35 212H34V213H35ZM73 212H75V211H73ZM96 212H97V213H96ZM111 212H112V213H111ZM119 212H120V213H119ZM133 212H134V213H133ZM136 212H137L138 214H136ZM167 212H170V214H171V212H172V215H173V214H176L177 216H175V215H174L175 217H174V216H171L169 213L167 214ZM182 212H183V213H182ZM234 212H235V213H234ZM240 212H242L245 216H244V215H239ZM248 212H249V213H248ZM262 212H263V213H262ZM7 213H10V214H7ZM14 213H15V214H14ZM34 213H33V215H35ZM80 213H83V215H77V214H80ZM115 213H116V214H115ZM130 213L133 214L132 216H134V215L136 214V215L134 216L135 219L137 218V215H139V214H140L139 217L141 216V218H140L139 220L136 219V221H135L134 217L131 219V217H130ZM154 213H155V214H154ZM192 213H195L194 210L192 211ZM223 213H224V214H223ZM245 213H246V214H245ZM247 213H248V214H247ZM253 213H254V214H253ZM103 214H105L104 217H103ZM119 214H120L121 216H123V217L118 216ZM161 214H162V215H161ZM180 214H181L182 216H184V217L182 218ZM183 214H184V215H183ZM209 214H210V215H209ZM214 214H215V213H214ZM240 214H241V213H240ZM15 215H16V217H15ZM157 215H156V216H157ZM159 215H160V216H159ZM167 215L169 216V219H172V222H173V219H174V221H175V224H174V225L171 223V220H169L168 218H166V220H165V217H168ZM201 215H202V216H201ZM254 215H255V216H254ZM8 216H7V217H8ZM43 216H45V218H44ZM100 216H101V217H100ZM105 216H106V218H105ZM124 216H125V217H124ZM161 216H162V217H161ZM178 216H180V218H179ZM186 216H187V217H186ZM191 216H193V215L191 214ZM200 216H201V217H200ZM210 216H211V217H210ZM212 216H213V217H212ZM262 216H263V217H262ZM18 217H19V216H18ZM40 217H41V218H40ZM94 217L97 218V219H96V218L94 219V220H96V221H94V222H96V223H94L93 220H92ZM160 217H161L162 219H164V220H161ZM170 217H171V218H170ZM0 218H2V217H0ZM61 218H60V220H61ZM98 218H99V219L101 218V219H103V220H101V219L99 220ZM104 218H105V219H104ZM175 218H176V220H175ZM191 218H192V217H191ZM193 218H196V217L193 216ZM197 218H196V219H197ZM211 218H212V219H211ZM214 218H215V220H214ZM30 219L33 220V221H31ZM44 219H45L46 221H51V224H50V222H46ZM58 219H59V218H57V220H58ZM153 219H154V221H151V220H153ZM167 219H168V220H167ZM178 219H180V220L178 221ZM183 219H184V220H183ZM208 219H209V220H208ZM216 219H217L218 222H220V223H218ZM220 219H221V218H220ZM98 220H99V221H98ZM105 220H107L108 222L105 221ZM122 220H121V223H122ZM182 220H183L184 222H181ZM188 220L190 221L189 223H188ZM202 220H203V221H202ZM210 220H211V221H210ZM213 220H214V221H213ZM2 221H3V222H6V223L3 224ZM64 221H63V222H64ZM84 221H86V222H84ZM100 221H105V223H104V222L100 223ZM149 221H150V222H149ZM166 221H170V222H169L170 224L168 223L169 226H168V224H167ZM215 221H216V222H215ZM55 222H56V221H55ZM58 222H59V220H58ZM63 222H62V223H63ZM89 222H93V223H92L93 226H92L91 223H89ZM109 222L111 223V226H110V224H109L110 227L108 226V223H109ZM127 222L129 223L130 221H127ZM155 222H154V224H152L153 226L155 225ZM178 222H179V223H178ZM222 222H223V223H222ZM226 222H227V224L229 225V227L226 226V225H227ZM1 223H2L3 225H1V224H0V225H1V226H4L5 224H7V220H5V218H4V220H1ZM11 223H10V224H11ZM46 223H47V224H46ZM60 223H61V222H60ZM66 223H63V224H66ZM82 223H84L85 226H84V224L82 225ZM86 223H87V224H86ZM125 223H126V222H125ZM128 223H126V224L123 223V224H124L125 226L128 225L126 228H125V226H124V228H125V229H128V234H129V231L131 230V229L129 230V228H130L129 226L132 225V224L129 223V224H130V225H129ZM148 223H149L150 225H148ZM185 223H186L187 225H186ZM207 223H208L209 225H208ZM54 224H55V223H54ZM99 224H102V225L100 226ZM137 224H138V222H137ZM137 224H136V225H137ZM165 224H166V225H165ZM171 224H172V226H171ZM179 224H180V225H179ZM205 224H206V225H205ZM218 224H219V226H218V228H217L218 230H217V229H216V226H217ZM220 224H221V225H220ZM225 224H226V225H225ZM60 225H62V224H60ZM86 225H87V226H86ZM96 225H97V226H96ZM103 225H105V226H103ZM120 225H122V226H120ZM159 225H161L162 227H159ZM215 225H216V226H215ZM1 226H0V227H1ZM5 226H6V225H5ZM8 226H9V222H8ZM8 226H7V227H8ZM10 226H11L10 229H12V227H13L12 224H11ZM47 226H48V227H47ZM56 226H57V225H56ZM107 226H108V227H107ZM119 226H120V228H118ZM143 226H144V227H143ZM156 226H154V229L156 228ZM167 226H168V227H167ZM170 226H171V227H170ZM173 226H175V229H173ZM183 226H184V227H183ZM213 226H214L215 228L212 229ZM7 227H6V228H5V227H2V228H3V231H4V228H5L6 230L9 229V227H8V228H7ZM49 227H50V228H49ZM54 227H55V226H54ZM84 227H85V228H84ZM98 227H99L100 229L102 228V230H100V229L98 230ZM128 227H129V228H128ZM166 227H167L168 229H167ZM176 227H177L178 229H177ZM180 227L183 228V229H181ZM209 227H207V228H209ZM219 227H220L222 230L224 229V231H223L224 233H223L222 231H221L222 233H219V232H220ZM86 228H87V229H86ZM124 228H123V229H124ZM131 228H132V227H131ZM159 228H160V229H161V228H162V229L164 228V229H163V230H160ZM169 228H170V229H169ZM0 229H1V228H0ZM50 229H51V230H50ZM83 229H86V231L84 230V232H82ZM88 229H91V230H90L91 232H90V231L87 232ZM144 229H146L147 232H148V231H149V232L152 231L151 236H150V235L145 236L147 232L145 233V232H144ZM152 229H153V227H152ZM12 230H13V229H12ZM15 230H16V229H15ZM58 230H60V227H59ZM94 230H95V231L98 230V231H97V236H96V233H95V234H94V237H91V236H93L92 234L94 233ZM170 230H171V231H170ZM174 230H178V231H180V233L177 231V232H178V233L176 232L177 234H176V233L173 234L172 232H175ZM192 230H193V231H192ZM207 230L209 231V229H206V228L204 229V228H203V231H207ZM211 230H210V232H211ZM261 230H262V231H261ZM3 231H2L0 234L4 235ZM13 231H14V230H13ZM16 231H18V230H16ZM19 231H21V230H19ZM100 231H101V232H100ZM122 231H123V230H122ZM125 231H126V230H124V232H125ZM132 231H134V230H132ZM138 231H139V232L142 231L141 233H142L143 235H140V233H139ZM161 231H162V232H161ZM163 231H164V233H163ZM203 231H202V232H203ZM260 231H261V232H260ZM5 232H6V231H5ZM10 232H11V231H10ZM32 232H34V231H32ZM37 232H35V233H37ZM79 232H80V233H79ZM81 232L84 233L83 235H84L85 240H84L83 235L81 234ZM85 232L88 233V237L86 236L87 233H86V235H85ZM92 232H93V233H92ZM116 232H117V233H116ZM136 232L139 233V236H134V235H138V233H136ZM143 232H144V233H143ZM160 232H161V233H160ZM200 232H201V231H200ZM225 232H226V233H225ZM227 232H228V233H227ZM6 233H7V234L9 233L8 230H7ZM6 233H5V234H6ZM11 233H12V232H11ZM11 233L9 234L8 238H11V236H12V234H13L14 232H13L12 234H11ZM15 233H16V234H15ZM15 233H14V235H15V237H16V235H17L19 232H18V233L15 232ZM38 233H37V234H38ZM99 233H100L101 235H100ZM162 233H163V234H162ZM229 233H230V234H229ZM231 233H232V234H231ZM19 234H20V233H19ZM21 234H23V235H17V237H21V238H22V241L19 240V241H20V244H18V243H19L18 240H16V244H15V243H14V241H15V240H14L15 237H13L14 235L12 236V237H13L12 240H14V241H13V244H14V245H20V246H23V245L26 244V243H25V242H26V239H25V238H27V237H26V235H25L24 233H21ZM43 234L45 235L46 239H44V235H43ZM67 234H69L68 236H70V238H69L68 236H66L67 238H65L64 235H67ZM89 234H90L91 236H90ZM98 234H99V236H100L99 238H98ZM178 234H179L180 236H179ZM191 234H192V235H191ZM223 234H224V235H223ZM228 234L231 236V239H230V236H229ZM234 234H235V235H234ZM2 235H0V240H3V237H6V240H7V241H6V240H5V241L3 240L4 242H3V241H0V242H1V243H0V247H1V244H2V243L8 242V240H10V239L7 238L6 235L3 236L2 239H1V236H2ZM42 235H43V237H42ZM47 235L50 236V237H48ZM81 235H82V236H81ZM117 235H118V236H117ZM189 235H191V236H189ZM195 235H196V236H195ZM215 235H216V236H215ZM227 235H228V236H227ZM22 236H23V237H22ZM101 236H103V241H101V242L99 241V243H98L97 240L102 239ZM126 236H127V235H126ZM141 236H142V237H141ZM144 236H145V238H144ZM194 236H195V237H198V238H197V239H194V238H195ZM202 236L205 237V235H203V234H202ZM223 236H225V239H224ZM24 237H25V238H24ZM52 237H53V238H52ZM62 237H64V239H67V240H63ZM89 237H91V238H93V239H91V238H89ZM96 237H97V238H96ZM116 237H117V238L119 237L120 239H117ZM130 237L133 238L131 235H130ZM130 237H129V238H130ZM191 237H192V238H191ZM193 237H194V238H193ZM226 237H227V238H226ZM245 237H246V238H245ZM21 238H20V239H21ZM23 238L25 239V242H23ZM51 238H52L53 240H52ZM59 238H61L62 240H59ZM80 238H81V239H80ZM94 238H96V239H94ZM105 238H107V240L109 239V241H111V243H109L108 241L105 242ZM127 238H128V237H127ZM141 238H142V239H141ZM189 238H191L192 241H194L195 244H192L193 242H191V240H190ZM249 238H250V239H249ZM16 239H17V238H16ZM18 239H19V238H18ZM43 239H44V240H43ZM47 239L49 240V244H48V241H45V240H47ZM50 239H51L52 241H50ZM121 239H122V240H121ZM124 239H125V242H124L125 244L122 243ZM143 239H145L146 242H144ZM202 239H203V238H202ZM202 239H201V240H202ZM223 239H224L225 241H224ZM232 239H233V240H232ZM12 240L9 241L10 244H12V243H11ZM80 240H81V242H80ZM120 240H121V241H120ZM135 240H136V239H135ZM197 240H199V243H201V246H200V244H199V245L197 244L198 242H195V241H197ZM240 240H241V241H240ZM261 240H262V241H261ZM83 241L85 242V245H84ZM94 241H95V242H94ZM141 241H143L144 244L141 243ZM163 241H164V243H163ZM235 241H236V242H235ZM21 242H23L24 244L21 245ZM43 242H46V243H43ZM93 242H94V243H93ZM168 242H167L166 246L168 245ZM213 242H215V243H213ZM218 242H220V244H219ZM9 243H8V246L10 245ZM81 243H82L83 245H82ZM86 243L88 244V247H89V248L87 247V244H86ZM97 243H98V244H97ZM103 243H106V244L108 243L109 245H108V244H107V245H106V244L104 245ZM153 243L155 244V242H153ZM160 243H162V245H161ZM211 243H212V244H211ZM89 244H90V245H89ZM100 244H101L102 246H103V245H104V246H107L106 248H108V246H110L109 248H110L111 252H110L109 250H108L109 252H107V251H106L107 249L103 246V247L105 248V250H104V248L101 247ZM190 244H191V245H190ZM213 244H214V245H213ZM236 244H237V245H236ZM14 245H13V246H14ZM91 245H92V246H91ZM95 245H96V246H95ZM124 245L127 246V248H126ZM169 245H168V246H169ZM188 245H189V246H188ZM193 245H194V246H193ZM239 245H240V246H239ZM5 246H7V243H6V245H4V246H3V244H2V247H5ZM11 246H12V245H11ZM11 246H10V247H11ZM83 246H86V247H83ZM93 246H95V248H94ZM122 246H124V250L122 249V248H123ZM130 246H131V245H130ZM133 246H134V244H133ZM136 246H137V247H136ZM146 246H147V245H146ZM186 246H187L188 248H187ZM192 246H193V247H192ZM195 246H196V247L198 246V248H195V249H194ZM199 246H200V249H199ZM218 246H219V247H218ZM2 247H1V248H2ZM99 247H100V248H99ZM120 247H121L122 250L120 249ZM151 247H152V244H151ZM191 247H192V248H191ZM201 247H202V248H201ZM217 247H218V249H219V248H220V249H219V250L216 249ZM240 247H241V248H240ZM83 248H84V249H83ZM98 248H99L100 250H99ZM102 248H103L104 252H103V250H101ZM125 248H126V249H125ZM130 248H133V247L131 246ZM139 248H140V247H139ZM142 248H143V247H142ZM149 248H150V247H149ZM168 248H169V247H168ZM221 248L223 249V251H222ZM8 249H9V248H8ZM41 249H42V247H40V250H41ZM44 249H42V250H44ZM94 249H95V250H94ZM127 249L129 250L130 253H132L131 255H130V253L128 254V250H127ZM136 249H135V250H136ZM162 249H164V250H162ZM193 249H194V250H193ZM210 249H211V250H210ZM212 249H213V250H212ZM79 250H82V251L84 250L85 252L93 251V250H94V251H96V250H97V251H102V252H100L102 255H101V257H99L100 254L90 252V253H86V254H84V256H83L82 254H83L84 251H83V252H82V251L80 252ZM87 250H88V251H87ZM125 250H126V251H125ZM142 250H143V249H142ZM142 250H140V251H142ZM159 250H160V251H159ZM233 250H234V251H233ZM235 250H236V252H235ZM49 251H50V252H49ZM97 251H96V252H97ZM143 251H144V250H143ZM154 251H155V253H153ZM157 251H158L159 254H157ZM209 251L211 252V254L209 253V254L207 255V253H208ZM220 251H221V252H220ZM7 252H8V251H7ZM23 252H24V251H23ZM41 252H40V253H41ZM85 252H84V253H85ZM106 252H107V254H106ZM112 252H113V253H112ZM119 252H120V253L122 252V254L120 255ZM124 252H125V254H128V256H129L130 258H129L127 255L123 254ZM136 252L138 253L137 255H139V257L136 255V257L138 258V260H136L137 258H135L134 256H132L133 253L135 254ZM160 252H161V254H160ZM190 252H191V253H190ZM212 252H213V253H212ZM218 252H219V253H218ZM5 253H6V252H4V255H5ZM104 253H105V255H107V256H108V253H109V255H111V256H110V257H109V256H108V257L106 256L107 258L105 257V260H104V256H105ZM111 253H112V254H111ZM140 253H141V252H140ZM142 253L144 254L145 252H142ZM165 253H166V254H165ZM175 253H176V252H175ZM2 254H3V252H2ZM16 254L19 255L18 253H15V255H16ZM23 254H24V256L20 254L21 257L23 256V261H22V259H20L21 262H18V263H20V264H23V263H24V260H25L24 258H25V255H26V254H25V253H23ZM35 254H36V253H35ZM35 254L33 255V257H35ZM37 254H39V251L37 252ZM41 254H42V253H41ZM79 254H80V255H79ZM88 254H89V256H88ZM143 254H142V255H143ZM148 254H150V255H148ZM164 254H165V255H164ZM180 254H181V255H180ZM189 254H190L191 256H190ZM203 254H204V255H203ZM215 254H216V256H215ZM219 254H220V255H219ZM7 255H8V257L11 256V258H12V256H13L12 254H11V255H10V254H7ZM9 255H10V256H9ZM17 255H16V256H17ZM20 255H19V256H20ZM81 255H82V256H81ZM85 255H86V256H85ZM103 255H104V256H103ZM122 255H123V256H122ZM144 255H145V254H144ZM151 255H152V256H151ZM153 255H154V256H153ZM179 255H180V256H179ZM218 255L220 256V258H219ZM1 256H2V255H1ZM1 256H0V257H1ZM16 256H13V257H16ZM39 256H42V255H39ZM39 256H38V257H39ZM44 256L46 257L45 254H44ZM44 256H42V257H44ZM125 256H126V257H125ZM155 256H156L157 258H155ZM206 256H207V257H206ZM209 256H210V257H209ZM17 257H18V256H17ZM17 257H16V258H17ZM28 257H29V256H28ZM28 257L26 256V259H27V260H28ZM30 257H31V256H30ZM36 257H37V256H36ZM36 257H35V260H36ZM81 257H83V258H81ZM84 257H85V258H84ZM89 257H90V258H89ZM132 257H134L135 259L132 258ZM161 257H162V256H161ZM167 257H166V258L164 257V259H163L162 261L160 260L161 262L159 261L158 264H171V262H170L171 260L169 259L170 257L168 258L170 261H169V260L167 261ZM181 257H183V258L181 259ZM187 257H188V258H187ZM1 258H3V256H2ZM16 258H15V260H16ZM19 258H20V257H18V259H19ZM111 258H112V259H111ZM150 258H149V259H150ZM190 258H191V259H190ZM208 258H209V259H208ZM4 259H5V256H4V258L2 259V260H3L2 264H3L4 262H5V264H7L6 261L10 262V264H14V261H15V260H14V261H9V260H7V256H6V261H4ZM18 259H17V260H18ZM29 259H31V258H29ZM44 259H47L46 262H44V261L42 262V258L39 259L40 262H41V264H49V260H48V258L46 257V258H44ZM153 259H152V260H153ZM165 259H166V261H165ZM188 259H189V260H188ZM0 260H1V259H0ZM10 260H11V259H10ZM12 260H13V259H12ZM32 260H33V258H32ZM32 260H30V261H32ZM37 260H38V258H37ZM37 260H36V261H37ZM107 260H108V261H107ZM135 260H136V262H135ZM146 260H147V259H144L143 261L145 262ZM155 260H153V261H155ZM181 260H182V261H181ZM18 261H19V260H18ZM28 261H29V260H28ZM28 261H27V262H28ZM148 261H149V260H147V262H148ZM150 261H151V260H150ZM156 261H155V263H156ZM163 261H164V262H163ZM174 261H172V262H174ZM25 262H26V260H25ZM27 262H26V263H27ZM32 262H34V263L36 264V262H35L34 260H33ZM32 262H31V263H32ZM40 262L37 261L38 264H39ZM50 262H51V261H50ZM101 262H100V263H101ZM104 262H105V263H104ZM133 262H135V263H133ZM151 262H152V261H151ZM192 262H193V263H192ZM0 263H1V262H0ZM15 263H16V262H15ZM141 263H140V264H141ZM152 263H153V262H152ZM152 263H151V264H152ZM8 264H9V263H8ZM143 264H146V262L143 263ZM147 264H149V263H147ZM156 264H157V263H156Z\"/></svg>",
    "mask_w": 264,
    "mask_h": 264
}]
</instances>
